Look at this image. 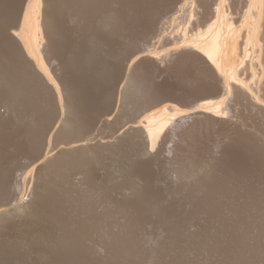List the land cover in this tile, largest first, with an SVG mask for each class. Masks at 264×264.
Returning a JSON list of instances; mask_svg holds the SVG:
<instances>
[{"label": "rangeland", "instance_id": "374dc122", "mask_svg": "<svg viewBox=\"0 0 264 264\" xmlns=\"http://www.w3.org/2000/svg\"><path fill=\"white\" fill-rule=\"evenodd\" d=\"M13 1V0H12ZM18 1V2H17ZM15 0L11 4L13 8L11 7L10 10L12 11V17H17L14 15L16 13L17 8H20L21 1L22 0ZM116 1V3H115ZM125 1V3H124ZM112 0L109 1L106 4H102V6H96V8H100L101 14L103 17L107 18V16H104L106 12L112 9L114 10V17L117 18L113 21L112 24H118V25H112V27H104V20L102 16L99 17L100 10L97 8L95 11L92 10L90 13H86L83 15V28L82 26L79 29H76L73 31V34H76L75 36L78 38L77 35L81 36L78 39L75 37V41L79 39H82V42H73L74 46L76 48H79L82 53H84L85 56H89L90 58H93L94 60H91L90 63L83 64V72L88 77L90 75L91 78L97 79L98 82L96 85L91 86L90 91H82L81 96L83 95L82 100L86 102L87 98L89 97L88 101L86 103H83V110L84 112L88 113V120L86 124L88 126H84L81 131H79L82 138H93L103 141H109L111 138L116 137L117 131L121 130L122 127L119 128L120 125H123L128 119L130 120H142L144 119L148 114L147 112L153 111L158 108V106L153 107L154 103H156L158 98H161L162 96H175L176 99H179L177 101L188 102V99L191 95H195V93H199L198 90L202 91L207 83L208 77L207 73L203 72L204 68H202V63L199 61L194 62L195 60L192 58H184L179 59L173 57L171 54L169 55L165 51L162 50V48H158V53L156 56L159 58L148 60L147 62L143 63L146 67L150 69H145L146 71H142L140 74V79L142 82L146 84H149L151 86H157L154 87L153 90L156 92H152V94H149L147 96H138L134 97L136 100L133 99V102L131 104H128V101H125L127 103V106L124 105L125 110L118 112V107L116 106V103H118L117 99L119 97V90L123 88V86L126 85V78L123 77L127 74V71H129V64L132 62V60L142 51L145 49H152L155 46L151 45L152 43L149 39L150 30L154 28V26H165L168 27L169 23L170 26L172 24L171 20L172 16L174 15V11H172L173 7L175 5L180 6L182 2H178L175 0ZM150 1V2H149ZM205 1V2H204ZM210 0H203L199 3H191V0L188 1L189 8H194V14L193 17H191V14H188L186 18H191L192 22L194 23H200L201 27H198L195 25V31L199 28L204 29L208 23H210L211 15L210 11L213 8V1L209 2ZM23 2V1H22ZM27 2V1H26ZM30 3L32 2L29 1ZM55 8L58 10V15L61 20V22H66L67 20H71L70 17L71 14H68L67 7L64 5V2L62 0L53 1ZM175 2V4H174ZM207 2V3H206ZM16 7H15V4ZM109 3H111L109 5ZM114 3V4H113ZM120 3V4H119ZM149 3V4H148ZM191 3V4H190ZM201 3V5H199ZM212 3V4H211ZM57 4V5H56ZM173 4V5H172ZM61 5V6H60ZM133 5V6H132ZM168 5V6H167ZM172 5V8H171ZM196 5L197 7H195ZM209 5V6H208ZM23 6V5H22ZM107 6V7H106ZM115 6V8L113 7ZM150 6V7H149ZM164 6V7H163ZM167 6V8H166ZM58 7V8H57ZM105 7L107 11L105 10ZM125 7V8H124ZM158 7V8H157ZM206 9V12L204 13V8ZM211 7V8H210ZM15 8V9H14ZM61 8V9H60ZM64 8V9H63ZM105 11H103L102 9ZM134 10H133V9ZM152 8V9H151ZM164 8V9H163ZM196 8V10H195ZM209 8V9H208ZM15 12H14V10ZM120 9V10H119ZM161 9V10H160ZM163 9V11H162ZM117 10V11H116ZM124 10V11H123ZM150 10V11H149ZM201 12H200V11ZM203 10V13H202ZM61 11V12H60ZM99 11V13H98ZM167 11V12H166ZM172 11V12H171ZM196 11V12H195ZM14 12V13H13ZM60 12V13H59ZM93 12V13H92ZM95 12V13H94ZM104 12V13H103ZM155 12V13H154ZM210 12V13H208ZM18 13V11H17ZM64 15H63V14ZM99 15H98V14ZM126 13V14H125ZM139 13V14H137ZM143 13V14H142ZM145 13V14H144ZM162 13V14H161ZM207 13V14H206ZM104 14V15H103ZM206 17H203L201 15ZM9 16V13L7 14ZM95 15L98 16V18L95 17ZM133 15V16H132ZM135 15V17H134ZM153 15V17H152ZM190 15V17H189ZM63 16V17H62ZM91 16V17H90ZM148 16V18H147ZM131 17V18H130ZM137 17V18H136ZM152 17V18H151ZM203 17V18H202ZM8 18V17H7ZM14 18V19H15ZM32 16L31 19H28V29L30 36L35 37L37 36L36 29L33 25V19ZM65 18V19H63ZM96 18V19H95ZM120 18V19H119ZM126 18V19H125ZM133 18V19H132ZM136 18V19H135ZM154 18V19H153ZM187 18V19H188ZM200 18V22L199 19ZM202 18V19H201ZM33 19V20H32ZM85 19V21H84ZM99 19V20H98ZM130 19V20H129ZM140 19V20H139ZM193 19L195 21H193ZM203 19H207L206 21ZM64 20V21H63ZM98 20V21H97ZM132 20V21H131ZM144 20V21H143ZM198 20V21H197ZM212 20V19H211ZM90 21V24H89ZM97 23H100L101 25H95ZM96 21V22H95ZM122 21V22H121ZM129 21V22H128ZM152 21V22H151ZM168 21V22H166ZM30 22V23H29ZM87 22V24H86ZM124 22V23H123ZM164 22V23H163ZM166 22V23H165ZM202 22V24H201ZM130 23V24H129ZM142 23V24H141ZM206 23V24H205ZM90 28V25H92ZM147 24V25H146ZM32 25V26H31ZM89 25V26H88ZM125 25V26H124ZM131 25V26H130ZM138 25V27H137ZM154 25V26H153ZM206 25V26H205ZM84 26H87L86 30ZM98 26V27H97ZM117 26V27H115ZM147 26V27H146ZM170 26L168 27L170 32ZM92 27L97 28V33L95 30H93ZM106 28L109 29L105 30L102 29ZM115 27V28H114ZM146 27V28H145ZM198 27V28H197ZM204 27V28H203ZM101 28V29H99ZM114 28V29H111ZM31 29V30H30ZM91 29V30H90ZM100 32H99V30ZM110 29L112 30L110 33ZM116 29V31H115ZM125 29V30H124ZM139 29V30H138ZM142 29V30H141ZM34 30V31H32ZM81 30V32H79ZM85 30V31H84ZM90 30V31H89ZM93 30V31H92ZM104 30V31H103ZM119 30V31H118ZM135 30V31H134ZM146 30V31H144ZM32 31V33L30 32ZM84 31V32H83ZM92 31V32H91ZM128 31V32H127ZM152 31V30H151ZM71 34V31H69ZM86 32V33H85ZM92 34H90V33ZM100 34H99V33ZM102 32V33H101ZM105 32V33H103ZM107 32L110 34L107 35ZM113 32V34H112ZM121 32V34H120ZM168 32V30H167ZM65 33V32H64ZM67 33V32H66ZM65 33V36H63L64 44L66 45V37L68 34ZM78 33V34H77ZM96 33V34H95ZM123 33V34H122ZM35 34V35H34ZM81 34V35H80ZM88 34V36H87ZM103 35L102 37L99 35ZM105 34L107 36H105ZM126 34V35H125ZM64 35V34H63ZM83 35V36H82ZM86 35V37H85ZM137 35V36H135ZM142 35V36H139ZM146 35V36H145ZM90 36V37H89ZM94 36V39L91 37ZM123 36V37H122ZM133 36V37H131ZM32 37V39H33ZM97 37V39H96ZM126 37V38H125ZM145 37V38H144ZM99 38V40H98ZM103 38V39H100ZM110 38V39H109ZM124 38V40H123ZM128 38V39H127ZM35 39H33L35 41ZM85 39V40H84ZM90 39V40H89ZM93 41L96 40L92 44ZM134 39V40H133ZM66 40V41H65ZM88 40V41H87ZM106 40V41H105ZM116 40V41H115ZM132 40V41H130ZM150 40V41H149ZM97 41H101L98 42ZM108 41V42H107ZM111 41V42H110ZM124 41V42H123ZM128 41V42H127ZM136 41V42H135ZM90 46L88 45V43ZM91 42V43H90ZM105 42V44L103 43ZM107 42V43H106ZM116 42V43H115ZM131 45H130V43ZM140 42V43H139ZM82 45H81V44ZM87 43V44H86ZM128 43V44H127ZM143 43V45H142ZM147 43V44H146ZM61 44L60 49L61 53L64 51H67V47H69L68 42L67 46ZM83 44L90 47V50L84 49ZM127 44V45H126ZM103 45V46H100ZM114 47H113V46ZM145 45V46H144ZM151 45V46H150ZM93 46V47H92ZM100 46V47H99ZM125 46V47H124ZM65 47V48H63ZM81 47V49H80ZM85 47V46H84ZM104 47V49H103ZM118 47V48H117ZM123 47V48H122ZM133 47V49L131 48ZM142 47V48H140ZM148 47V48H147ZM151 47V48H149ZM63 48V49H62ZM71 48V47H70ZM92 48V49H91ZM97 48V49H96ZM112 48V49H111ZM132 50H131V49ZM135 48V49H134ZM123 49V50H122ZM165 49V48H163ZM72 50V49H70ZM86 50V51H85ZM93 50V51H92ZM102 50V51H101ZM117 50V51H116ZM92 51V52H89ZM95 51V52H94ZM98 51V52H97ZM101 51V53H100ZM104 51V52H103ZM106 51V52H105ZM113 51V52H112ZM122 51V52H121ZM127 51V52H126ZM121 52V53H120ZM163 52V53H161ZM91 53V54H90ZM137 53V54H136ZM88 54V55H87ZM99 54V55H98ZM105 54V56H104ZM159 54V56H158ZM70 55V54H69ZM103 55V56H101ZM115 55V56H114ZM123 57H122V56ZM163 55V56H162ZM117 56V57H116ZM127 58H124L126 57ZM66 57V59L70 60L72 59ZM75 57V56H74ZM101 57V58H100ZM112 57V58H111ZM121 57V58H120ZM168 57V58H167ZM120 58V60H119ZM171 58V59H170ZM177 59V61L175 59ZM109 59V60H108ZM115 59V60H114ZM123 59V61H122ZM187 59V60H186ZM67 63V66L73 62L69 61ZM97 60V61H96ZM119 60V61H118ZM161 60V61H160ZM184 60V61H182ZM194 62L192 64V61ZM86 61V60H85ZM94 61V62H93ZM150 61L152 63H150ZM172 61V62H171ZM182 61V62H181ZM89 62V61H86ZM84 62V63H86ZM100 62V63H99ZM110 62V63H109ZM115 64H113V63ZM117 62V63H116ZM122 62V64H121ZM125 62V63H124ZM158 62V63H157ZM74 63V62H73ZM108 65H107V64ZM124 63V64H123ZM154 63V65H153ZM174 63V64H172ZM197 63H201L198 64ZM92 64L94 67L88 65ZM117 64V65H116ZM149 64V65H148ZM160 64V66L163 68L165 72H159V69L156 68L157 65ZM162 64V65H161ZM187 64V65H186ZM86 67H85V66ZM101 65V67L99 66ZM112 65V66H111ZM116 65V66H114ZM121 65V67H120ZM156 65V66H155ZM182 65V66H181ZM201 65V66H200ZM88 66V67H87ZM98 66V67H95ZM150 66V67H149ZM164 66V67H163ZM171 66V67H170ZM176 66V68H175ZM190 66V67H189ZM103 67V68H102ZM115 67V68H111ZM120 67V68H116ZM127 67V69H126ZM183 67V68H182ZM201 67V68H200ZM89 68V69H87ZM92 68V69H91ZM94 68V69H93ZM99 68V69H97ZM182 68V69H181ZM190 68V69H189ZM200 68V69H199ZM87 69V70H86ZM101 69V70H100ZM123 69V70H122ZM174 69V70H173ZM185 69V70H184ZM203 69V70H201ZM97 70V71H96ZM119 70V71H118ZM122 70V71H121ZM190 70V71H189ZM200 70V71H199ZM90 71V72H89ZM101 71V72H99ZM126 73H125V72ZM175 71V72H174ZM192 71V72H191ZM205 71V70H204ZM86 72V73H85ZM87 72H89L87 74ZM109 73V75L107 73ZM118 72V73H117ZM183 72V73H182ZM196 72V73H195ZM112 76H111V74ZM162 73V74H161ZM191 73V74H190ZM206 73V74H205ZM144 76H143V75ZM160 74V75H159ZM169 74V75H167ZM178 74V75H176ZM206 76H205V75ZM92 75V76H91ZM99 75V76H97ZM163 75V76H162ZM166 75V76H165ZM187 75V76H186ZM189 75V76H188ZM191 75V76H190ZM96 76V77H95ZM103 76V77H102ZM107 76V77H106ZM143 76V77H141ZM146 76V77H145ZM159 76V77H158ZM168 76V77H167ZM172 76V77H171ZM176 76V77H174ZM182 76V78H181ZM200 76V77H199ZM89 77V78H90ZM106 77V78H105ZM145 77V78H144ZM166 77V78H165ZM104 78V80H103ZM108 78V79H107ZM121 78V79H119ZM154 78V79H153ZM185 78V79H184ZM207 78V80H206ZM106 79V80H105ZM118 79V80H116ZM152 79V80H151ZM164 79V80H163ZM173 79V80H172ZM191 81H190V80ZM201 79V80H200ZM204 79V80H203ZM101 80V81H100ZM176 80V81H175ZM185 82H184V81ZM206 80V81H205ZM105 81V82H104ZM162 81V82H161ZM174 81V82H173ZM183 81V82H182ZM202 81V82H201ZM205 81V82H204ZM105 84H103V83ZM108 82V83H107ZM115 82V83H114ZM155 82V83H154ZM171 82V83H170ZM119 83V85H117ZM174 85H173V84ZM181 83V84H178ZM186 83V84H185ZM35 83L32 82V86ZM101 84V85H100ZM122 84V85H121ZM167 84V85H166ZM193 84V86H192ZM100 85V86H99ZM105 85V86H104ZM161 85V86H160ZM202 87H201V86ZM204 85V86H203ZM35 87V85L33 86ZM104 87V88H103ZM126 87V86H125ZM124 87V88H125ZM159 87V88H158ZM164 87V88H163ZM166 87V88H165ZM197 87V88H196ZM95 88V89H94ZM102 88V89H101ZM116 88V89H114ZM155 88H157L155 90ZM172 88V89H170ZM202 88V89H201ZM107 89V90H106ZM108 89H112L111 91ZM159 89V90H158ZM191 89V90H190ZM198 89V90H197ZM94 90V91H93ZM97 90V91H95ZM103 90V91H102ZM185 90V91H184ZM192 92V94L190 92ZM197 90V91H196ZM105 91V92H104ZM116 91V92H115ZM159 91V92H158ZM165 91V92H163ZM175 91V93H174ZM179 94V96L176 94ZM29 92V91H28ZM84 92V94H83ZM110 92V93H109ZM168 92V93H167ZM183 95L185 99L180 95ZM183 92V93H182ZM31 94V92H29ZM100 93V95L98 94ZM102 93V94H101ZM107 93V94H106ZM160 93V95H159ZM185 93V94H184ZM112 94V95H111ZM173 94V95H172ZM175 94V95H174ZM191 94V95H190ZM151 95V98L149 97ZM159 95V97H158ZM162 95V96H161ZM88 96V97H87ZM92 96V97H90ZM96 96V97H95ZM105 96V97H104ZM181 96V97H180ZM189 96V97H188ZM95 97V98H94ZM104 97V98H103ZM143 97V98H142ZM146 97V98H145ZM153 97H157L153 99ZM188 97V98H186ZM94 100H91V99ZM108 98V99H107ZM110 98V99H109ZM106 99V100H105ZM90 100V101H89ZM23 101V100H22ZM99 101V102H98ZM136 101V103H135ZM142 101V102H141ZM94 102V103H93ZM114 104H113V103ZM141 102V103H140ZM146 104H145V103ZM148 102V103H147ZM154 102V103H153ZM167 101H165L166 103ZM170 103H174L180 107V104L175 101H168ZM21 103V104H20ZM17 103L20 107L15 106L12 108V117L13 119H10V121L7 120V118L0 115L1 119L0 122L5 123L4 125L1 124L2 128L0 131V212L1 213H7L10 211V217L6 218V222L4 221L0 225V264H264V143L262 140V135L264 132V125L258 123V118L256 120V116L254 114H251L250 110L248 113L251 116L246 115L247 111L246 109H239L241 110L239 113L242 116V111L246 112L243 113V116L245 115L244 119L252 123L253 117H255L254 122H256V126L254 124V128L250 127L251 131L259 128L257 131L254 130V132H246L243 133V135H234L225 129H220V133H218V129H203L200 130L198 133V130L193 131V135H191L192 140L196 142L193 146L194 154L197 156L198 160L199 157L202 158L199 161L201 162L203 158L206 160H203L204 165L208 167V163L216 164L213 165L214 169L211 168V170H214V173L211 176V174L207 175L205 172L203 173L206 177H203V180H207L204 182V184H210V187H207V185H204L206 187H201L198 190L197 197L195 193L192 195L198 200H194V197L189 196L191 198L190 200H187L189 204L184 202L186 206L182 209L180 198L178 192V171L175 172L177 169V164H179V147H180V141H178V137H174L173 140L169 141L167 145L164 146V150L160 154L163 158H159V160L150 162L149 160L146 161L145 158L141 157L140 155L135 154V152L131 153L132 151H124V153H113L109 156V153H103L100 154L94 158V161L90 158V160H86V158L82 159L80 163H77L78 161H75L73 157L67 159L66 163L60 164V162H63V159L60 160L59 165H53V163L50 162L47 164H44V168L42 172L40 171V176L31 175V170H33L35 167L42 165V160L45 154L47 155V142L49 141L50 135L53 137V141H61L64 138L66 139V136H69V134L62 133L60 130L53 129L50 130L51 125L56 123L58 117V112L55 109L56 106L52 105L51 101L48 102L49 106H47L48 112L46 114V117L37 120L32 115L33 113H30V108L26 106L24 102ZM138 103V104H137ZM150 103V104H149ZM164 103V102H163ZM23 104V106H22ZM106 104V105H105ZM108 104V105H107ZM113 106H112V105ZM135 104V105H133ZM140 104V105H139ZM153 104V105H151ZM25 105V108H24ZM86 105L87 108H86ZM105 105V106H104ZM110 105V106H109ZM139 105V106H138ZM22 106V107H21ZM102 106V107H101ZM107 106V107H106ZM109 106V107H108ZM130 106V107H129ZM152 106V108H151ZM17 107L23 110H18ZM55 110L56 113H53V110H50V108ZM92 107V108H91ZM106 107V108H105ZM117 107V111H116ZM144 107V108H143ZM150 107V108H149ZM98 108V111H97ZM110 108V109H109ZM113 108V109H112ZM131 108V109H130ZM148 108V110H147ZM181 108H183L181 106ZM239 108H242V106ZM16 109L18 111H16ZM29 109V110H28ZM86 109V110H85ZM101 109V110H100ZM109 109V110H108ZM128 109V110H127ZM143 109V110H142ZM112 110V111H111ZM115 110V111H114ZM127 110V111H126ZM133 110V111H132ZM23 111V112H22ZM25 111L28 113H25ZM95 111V112H94ZM100 111V112H99ZM105 111V112H103ZM91 112V113H90ZM104 114H103V113ZM121 115L120 116V122H118L119 116L114 114ZM127 112V113H126ZM25 113V114H24ZM52 114V119L51 114ZM123 113V114H122ZM126 113V114H125ZM22 114V115H21ZM111 114V115H110ZM16 115V116H15ZM116 115V116H115ZM146 115V116H145ZM24 116V117H23ZM28 116V117H27ZM91 116V117H90ZM117 118L114 119L112 117ZM132 116V117H131ZM144 116V117H143ZM16 117V118H14ZM31 117V118H30ZM107 117V118H106ZM135 117V118H134ZM140 117L142 119H140ZM252 120H250L249 118ZM92 119V121L90 120ZM109 118H111L109 120ZM16 119V120H15ZM31 119V120H30ZM52 119V120H51ZM96 119V120H95ZM55 120V122H54ZM101 120V121H100ZM105 120V121H104ZM115 120V121H114ZM21 121V122H20ZM37 121V122H36ZM99 121V122H98ZM104 123H103V122ZM114 121V122H113ZM251 121V122H250ZM8 122V123H7ZM16 122V123H15ZM42 122V123H41ZM94 122V123H93ZM98 122V123H97ZM53 123V124H52ZM106 123V124H105ZM34 124V125H33ZM43 124V125H42ZM46 124V125H45ZM94 124V125H93ZM262 126V127H260ZM25 125V126H24ZM28 125V126H26ZM38 125V127H37ZM92 125V126H91ZM98 125V126H97ZM258 125V126H257ZM4 126V127H3ZM22 126V127H20ZM44 126V127H43ZM100 126V127H99ZM105 126V127H103ZM114 126V127H113ZM16 127V128H15ZM30 127V128H29ZM36 127V128H34ZM98 127V128H97ZM110 127V128H109ZM117 127V128H116ZM20 128V129H19ZM41 128V129H39ZM46 128V129H45ZM37 129V131H35ZM11 130V131H10ZM20 130V131H19ZM40 130V131H39ZM99 130V131H98ZM103 130V131H102ZM205 130V131H204ZM223 130V131H222ZM49 131V132H48ZM54 134L57 132V134ZM60 131V132H59ZM86 131V132H85ZM90 131V132H89ZM94 131V132H93ZM107 131V132H106ZM110 131L112 133H110ZM212 131V132H211ZM256 131V132H255ZM4 132L6 134H4ZM38 132V134H37ZM41 132V133H40ZM45 132V133H44ZM85 132V133H84ZM104 132H106L104 134ZM116 132V134H115ZM206 132V133H205ZM225 132V133H224ZM35 133V134H34ZM76 134H79L75 132ZM74 133V134H75ZM88 133V134H87ZM196 133V134H195ZM209 133V134H208ZM252 133V134H251ZM254 133V135H253ZM32 134V135H31ZM64 134V135H63ZM195 134V135H194ZM200 134V135H199ZM202 134V136H201ZM216 134V135H215ZM262 134V135H261ZM54 135V136H53ZM103 135V136H102ZM218 135V136H217ZM60 136V137H58ZM62 136V138H61ZM64 136V137H63ZM106 136V137H105ZM112 136V137H111ZM206 138H204V137ZM216 136V137H215ZM228 136V137H227ZM235 138H234V137ZM244 136V137H243ZM254 136V137H253ZM30 137V138H29ZM34 137V138H32ZM38 137V138H37ZM41 137V138H40ZM49 137V138H48ZM95 137V138H94ZM105 137V138H104ZM195 137V138H193ZM208 137V138H207ZM12 138V139H11ZM20 138V139H19ZM28 138V139H27ZM113 138V139H114ZM178 138V139H177ZM257 138V139H256ZM260 138V139H258ZM6 139V140H5ZM105 139V140H104ZM108 139V140H107ZM177 139V140H176ZM198 139V140H197ZM230 139V140H229ZM256 139V140H255ZM264 139V138H263ZM21 140V141H19ZM24 142H23V141ZM196 140V141H195ZM207 140V141H206ZM209 140V142H208ZM214 140V141H213ZM220 140V141H219ZM18 141V142H17ZM31 141V142H30ZM95 141V140H94ZM176 141V142H175ZM199 141V142H198ZM211 141V142H210ZM258 141V142H257ZM11 142V144H10ZM23 142V143H22ZM36 142V143H35ZM172 142V143H171ZM179 142V147H178ZM213 142V143H212ZM220 142V143H219ZM249 142V143H248ZM253 142V143H252ZM257 142V144H256ZM262 144H261V143ZM3 143V144H2ZM198 143V144H197ZM212 143V144H211ZM224 143V144H223ZM249 145H248V144ZM20 144V145H19ZM24 144V145H23ZM171 144V145H169ZM176 144V145H175ZM231 144V145H230ZM256 144V145H255ZM21 147H19V146ZM202 145V146H201ZM233 145V146H232ZM262 145V146H261ZM27 146V147H26ZM169 146V147H168ZM219 146V147H218ZM222 146V147H221ZM235 146V148H234ZM244 146V147H243ZM259 146V147H258ZM2 147V148H1ZM11 147V149H10ZM17 147V148H14ZM24 147V148H23ZM166 147V148H165ZM171 147V148H170ZM191 147V148H192ZM225 147V148H224ZM230 147V148H229ZM240 147V148H239ZM26 148V149H25ZM173 148V149H172ZM211 148V149H210ZM233 148V149H232ZM237 148V149H236ZM256 148V149H255ZM47 149V150H46ZM197 149V150H196ZM252 149V150H250ZM254 149V151H253ZM14 150V151H12ZM23 150L22 152H20ZM25 150V151H24ZM211 150V151H210ZM226 150V151H225ZM244 150V151H243ZM122 151V150H121ZM167 151V152H166ZM177 151V152H176ZM196 151V152H195ZM199 153H198V152ZM201 151V152H200ZM206 153H205V152ZM220 151V152H219ZM240 151V152H239ZM256 151V152H255ZM263 151V152H262ZM18 152V153H17ZM239 152V153H238ZM242 152V153H241ZM255 152V153H254ZM16 153V154H15ZM22 153V154H20ZM44 153V154H43ZM130 153V154H129ZM257 153V154H256ZM25 154V155H24ZM120 154V156H119ZM126 154V155H125ZM132 154V155H131ZM244 154V155H243ZM251 154V155H250ZM17 155V156H16ZM108 155V156H107ZM124 155V156H123ZM135 155V156H134ZM172 155V156H171ZM178 155V156H177ZM212 155V156H211ZM259 155V157H258ZM262 155V156H261ZM8 156V157H7ZM204 156V157H203ZM247 156V157H245ZM254 156V157H253ZM257 156V157H256ZM119 157V158H117ZM133 157V158H132ZM135 157V158H134ZM177 157V158H176ZM236 157V158H235ZM239 157V158H237ZM14 158V159H13ZM26 158V159H25ZM99 158V159H98ZM103 158V159H102ZM112 158V159H111ZM121 158V159H120ZM169 160H168V159ZM215 158V159H214ZM257 158V159H256ZM263 158V159H262ZM73 161H72V160ZM125 159V160H124ZM171 159V160H170ZM227 159V160H226ZM242 159H246L245 161ZM251 159V160H250ZM208 160V161H207ZM91 161V162H90ZM132 161V162H131ZM162 161V162H160ZM173 161V162H171ZM211 161V162H210ZM216 161V162H215ZM218 161V162H217ZM221 161V162H220ZM233 161V162H231ZM258 163H257V162ZM65 162V161H64ZM74 162V163H72ZM83 162V163H81ZM86 162H89L87 164ZM119 162V164H118ZM122 162V163H121ZM140 164H139V163ZM165 162V163H163ZM170 164H169V163ZM175 162H177L175 164ZM203 162L201 164H203ZM206 162V163H205ZM224 162V163H223ZM237 162V163H236ZM241 162V163H240ZM257 164H256V163ZM4 163V164H3ZM9 163V164H8ZM142 163V164H141ZM150 163V164H149ZM153 163V164H152ZM162 163V164H161ZM220 163V165H219ZM223 163V164H222ZM255 163V164H254ZM6 164V165H5ZM41 164V165H40ZM67 164V166H66ZM97 164V165H96ZM111 164V165H110ZM121 164V165H120ZM158 164V165H157ZM168 168H167V166ZM173 164V165H172ZM228 164V165H227ZM249 164V165H248ZM262 164V165H261ZM14 165V166H13ZM36 165V166H35ZM87 165V166H86ZM135 165V166H134ZM150 165V166H149ZM165 167H163V166ZM227 165V166H226ZM232 165V166H231ZM248 165V166H247ZM252 165V166H251ZM4 166V168H3ZM56 166V167H55ZM140 166V167H138ZM203 166V165H202ZM217 166V168H216ZM236 166V167H235ZM256 166V167H255ZM59 167H61L59 169ZM64 167V168H63ZM66 167V168H65ZM101 167V168H100ZM144 167V168H143ZM222 169H221V168ZM224 167V169H223ZM240 167V168H239ZM260 167V168H259ZM54 168V169H53ZM58 168V169H56ZM87 168V169H86ZM89 168V169H88ZM104 168V169H102ZM143 168V169H142ZM149 168V169H147ZM156 168V169H155ZM173 168V169H172ZM175 168V170H174ZM230 168V169H229ZM244 168V169H243ZM76 169V170H75ZM122 169V170H121ZM155 169V170H154ZM171 169V171H170ZM238 169V170H237ZM252 169V171H251ZM254 169H256L254 171ZM55 170V171H53ZM79 170V171H78ZM150 170V171H149ZM154 170V171H153ZM165 172H164V171ZM168 172H167V171ZM205 170V169H203ZM237 170V171H236ZM251 172H250V171ZM258 170V171H257ZM5 171V172H4ZM24 171V172H23ZM26 171V172H25ZM64 171V172H63ZM94 171V172H93ZM131 171V172H130ZM143 171V172H142ZM153 171V173L151 172ZM225 171V172H224ZM244 171V172H243ZM249 171V173H248ZM8 172V173H7ZM52 172V173H51ZM70 172V173H69ZM73 172V173H72ZM90 172V173H89ZM173 172V173H171ZM234 172V173H233ZM254 172H257L254 173ZM43 175H42V174ZM46 173V174H45ZM54 173L56 175H54ZM66 173V174H64ZM77 173V174H76ZM130 173V175H129ZM162 175H160V174ZM239 175H238V174ZM263 173V174H262ZM8 174V175H7ZM80 174V175H79ZM143 174V175H142ZM146 174V175H145ZM155 174V175H154ZM171 174V175H170ZM219 174V175H218ZM235 174H237L235 176ZM242 174V175H241ZM250 174V175H249ZM43 177H42V176ZM68 175V176H67ZM75 175V176H74ZM95 175V176H94ZM120 175V176H119ZM140 175V176H139ZM145 175V176H144ZM164 175V176H163ZM177 175V176H176ZM203 175V176H204ZM216 175V177H215ZM227 175V176H226ZM9 176V177H8ZM27 176V177H26ZM45 176V177H44ZM60 176V177H59ZM64 176V178H63ZM91 176V177H89ZM94 176V177H93ZM126 176V177H125ZM157 176V177H156ZM209 176V177H208ZM211 176V178H210ZM223 178H219L222 177ZM232 178H231V177ZM244 176V177H243ZM14 177V178H13ZM32 177V178H31ZM41 177V180H36L35 178ZM52 177V178H50ZM111 177V178H110ZM118 177V178H117ZM128 177V179H127ZM147 177V178H146ZM227 179H226V178ZM241 177V179L239 178ZM256 177V178H255ZM259 177V178H258ZM6 178V179H4ZM44 178V179H42ZM50 178V179H49ZM55 178V179H54ZM62 178V179H61ZM69 178V179H68ZM74 178V179H73ZM85 178V179H84ZM104 178V179H103ZM106 178V179H105ZM126 178V179H125ZM135 178V180H134ZM217 178L218 181L215 179ZM231 178V179H230ZM245 178V179H244ZM248 178V179H247ZM47 179V180H46ZM52 179V180H51ZM65 179V180H63ZM140 179V180H139ZM147 182H146V180ZM152 179V180H151ZM167 179V180H166ZM208 179L210 180L209 183ZM259 179V180H258ZM35 182V183H33ZM127 180V181H126ZM129 180V181H128ZM137 180V181H136ZM139 180V181H138ZM229 180V181H228ZM240 180V181H239ZM243 180V181H242ZM19 181V182H18ZM23 181V182H21ZM61 181V182H60ZM73 181V182H72ZM98 183H97V182ZM113 181V182H112ZM119 181V182H118ZM133 183H132V182ZM218 183H216V182ZM224 181V182H223ZM246 181V182H245ZM260 181V182H259ZM19 184H18V183ZM78 182V183H77ZM115 182V183H114ZM132 184H131V183ZM138 182V183H137ZM214 182V183H213ZM220 182H223L220 184ZM227 182V183H226ZM234 182V183H233ZM250 182V183H249ZM254 182V183H253ZM257 182V183H256ZM22 183V185H21ZM37 183V185H36ZM53 183V184H52ZM62 183V184H61ZM77 186H76V184ZM81 185H80V184ZM118 183V184H117ZM245 183V185H244ZM250 185H249V184ZM57 184V186H56ZM72 184V185H69ZM93 184V185H92ZM140 186H139V185ZM151 184V185H150ZM176 184V185H175ZM216 184V185H215ZM243 184V185H242ZM259 184V185H258ZM35 185L36 194L37 191V202L35 203L36 209L34 210L33 214H27L25 217L23 215L19 216L16 212L14 213V209L18 207L21 203L28 200L29 194L31 191L33 192V186ZM39 185V186H38ZM45 185V186H44ZM55 185V186H54ZM61 185V186H59ZM63 185V186H62ZM79 185V186H78ZM114 185V187L112 186ZM121 187H120V186ZM138 185V186H137ZM169 185V186H168ZM225 185V186H224ZM227 185V186H226ZM230 187H229V186ZM240 185V186H239ZM256 185H258L256 187ZM17 186V188H16ZM20 186V187H19ZM44 186V187H43ZM52 186V187H51ZM102 186V187H100ZM116 186V187H115ZM135 186V187H134ZM143 186V187H142ZM152 186V187H151ZM155 186V187H154ZM165 186V187H164ZM209 186V185H208ZM218 186V188H216ZM224 186V187H223ZM29 187V188H27ZM38 187V188H37ZM41 187V188H40ZM46 187V188H45ZM48 187V188H47ZM50 187V188H49ZM76 187V188H75ZM101 189H100V188ZM130 187V188H129ZM146 187V188H145ZM159 187V188H158ZM174 187V188H173ZM212 187V188H211ZM220 187V188H219ZM240 187V188H239ZM244 187V188H243ZM262 189H260V188ZM20 188V189H19ZM88 188V189H87ZM116 188V189H115ZM122 188V189H121ZM138 190H136V189ZM145 188V189H144ZM208 188V189H207ZM210 188V190H209ZM232 190H231V189ZM253 188V189H252ZM255 188V189H254ZM18 189V190H17ZM22 189V190H21ZM46 189V190H45ZM86 189V190H85ZM121 189V190H119ZM124 189V190H123ZM161 189V190H159ZM167 192H165L166 190ZM203 189V190H202ZM213 189H217L213 190ZM221 189V190H220ZM223 189V190H222ZM228 189V190H227ZM236 189V191H235ZM240 189V190H239ZM247 189V190H246ZM17 190V191H15ZM45 190V191H44ZM89 190V191H88ZM206 190V191H204ZM208 190V191H207ZM231 190V191H230ZM239 190V191H238ZM246 190V191H245ZM252 190V191H251ZM255 190V191H254ZM263 192H262V191ZM84 191V192H83ZM100 191V192H99ZM108 191V192H107ZM150 193H148V192ZM158 193H157V192ZM173 191V192H172ZM175 191V192H174ZM214 191V192H213ZM227 193H225V192ZM245 191V192H244ZM79 192V193H78ZM97 192V193H96ZM106 192V193H105ZM130 192V193H129ZM133 192V193H132ZM161 192V193H160ZM177 192V193H176ZM202 192V193H201ZM217 192V193H216ZM222 192V193H221ZM256 192V193H255ZM3 193V194H2ZM9 193V194H8ZM23 193V194H22ZM44 193V194H43ZM46 193V194H45ZM51 193H53L51 195ZM59 193V194H58ZM76 196H75V194ZM104 193V194H103ZM112 193V194H111ZM137 193V195H136ZM146 193V194H145ZM203 193L205 194V197H203ZM208 193V194H206ZM216 193V195H215ZM232 193V194H231ZM247 193V194H246ZM251 193V194H250ZM66 194V195H65ZM98 194V195H97ZM106 194V195H105ZM131 194V195H130ZM145 196H144V195ZM166 194V195H165ZM173 194V195H172ZM201 196H200V195ZM214 196H213V195ZM226 194V195H225ZM229 194V195H228ZM246 194V195H245ZM259 194V195H257ZM17 195H19L17 197ZM22 197H21V196ZM50 195V196H49ZM85 197H84V196ZM94 195V196H93ZM105 195V196H104ZM127 195V196H126ZM136 195V196H135ZM141 195V198H140ZM162 195V196H161ZM170 195V196H169ZM207 195V196H206ZM221 195V196H220ZM228 195V196H227ZM233 195V196H232ZM237 195V196H236ZM242 195V196H241ZM254 195V196H253ZM256 195V196H255ZM25 197V200L23 199ZM59 196V197H58ZM66 196V197H65ZM75 196V197H74ZM87 196V197H86ZM124 196V197H123ZM135 196V197H134ZM152 196V197H151ZM158 196V197H157ZM249 196V197H247ZM3 197V198H2ZM58 197V198H57ZM62 197V199H60ZM77 197V198H76ZM92 197V198H91ZM96 197V198H95ZM98 197V198H97ZM103 197V198H102ZM106 197V198H105ZM128 197V198H127ZM166 197V198H165ZM177 197V198H176ZM200 197V198H199ZM203 197V198H202ZM231 197V198H230ZM237 197V199H236ZM241 197V198H240ZM27 198V199H26ZM102 198V199H101ZM105 198V199H104ZM111 198V199H110ZM127 198V199H126ZM159 198V199H158ZM161 198V199H160ZM206 200H205V199ZM218 198V199H217ZM224 198V199H223ZM250 198V199H249ZM261 198V199H260ZM22 199V201H21ZM65 199V200H64ZM79 199H81L79 201ZM83 199V200H82ZM85 199V200H84ZM131 201H129V200ZM164 199V200H163ZM179 199V200H178ZM194 200L191 201V200ZM202 199V200H201ZM226 199V200H225ZM230 199V200H229ZM234 199V200H233ZM91 200V201H90ZM102 200V201H101ZM111 200V201H110ZM122 200V201H121ZM127 200V201H126ZM141 202H140V201ZM143 200V201H142ZM149 200V201H148ZM209 202H208V201ZM213 200V201H212ZM222 200V201H221ZM233 200V201H232ZM237 200V201H236ZM258 200V201H257ZM44 201V202H43ZM62 201V202H61ZM71 201V202H69ZM84 201V202H82ZM105 203H104V202ZM138 201V202H137ZM203 201V202H202ZM207 201V202H206ZM216 201V202H215ZM227 203H226V202ZM230 201V202H229ZM243 201H247L246 204ZM251 201V203H250ZM98 202V203H96ZM111 202V203H110ZM113 202V203H112ZM134 202V203H133ZM136 202L138 204H136ZM172 202V203H170ZM174 202V203H173ZM178 202V203H177ZM193 202V204H191ZM207 204H206V203ZM212 202V203H211ZM233 202V203H232ZM259 202V203H258ZM51 203V204H50ZM66 203V204H65ZM70 203V204H69ZM129 203V204H128ZM134 205H133V204ZM144 203V204H143ZM152 203V204H151ZM170 203V204H169ZM176 203V204H175ZM200 203V204H199ZM230 203V204H228ZM236 203V204H234ZM250 203V204H249ZM255 203V204H254ZM58 204V205H57ZM72 204V205H71ZM80 204V205H79ZM85 204V205H84ZM93 204V205H92ZM95 204V205H94ZM97 204V205H96ZM101 204V205H100ZM104 204V205H103ZM114 204V205H113ZM120 204V205H119ZM123 204V205H122ZM127 204V205H126ZM143 206H142V205ZM160 204V207H159ZM163 204V205H162ZM195 204V206H194ZM197 204V205H196ZM203 204V205H202ZM211 204V205H208ZM232 204L234 206H232ZM38 205V206H37ZM49 205V206H48ZM52 205V206H51ZM65 205V206H64ZM109 205V206H108ZM116 205V206H115ZM134 207H133V206ZM172 205V206H171ZM178 205V206H175ZM206 205V208L205 206ZM208 205V206H207ZM219 205V206H217ZM248 205V206H247ZM254 205V206H253ZM67 206V207H66ZM78 206V207H77ZM112 206V207H111ZM123 206V207H122ZM137 206V207H135ZM140 206V207H139ZM152 206V207H151ZM157 206V207H155ZM163 206V207H162ZM167 206V207H166ZM181 206V207H180ZM194 206V207H193ZM225 206V207H224ZM262 206V207H261ZM38 207V208H37ZM41 207V208H40ZM63 209H62V208ZM82 207V208H80ZM119 207V208H118ZM169 207V208H168ZM175 207V209L173 208ZM177 207V209H176ZM187 207V208H186ZM212 207V208H211ZM233 207H238L237 209H234ZM256 207V208H255ZM40 208V210H39ZM45 208V209H44ZM60 208V209H59ZM126 208V210H125ZM136 208V209H135ZM151 208V209H150ZM205 208V209H204ZM215 208V209H214ZM51 209V210H50ZM55 209V210H54ZM71 209V210H70ZM87 209V210H86ZM94 211H93V210ZM101 209V210H100ZM123 209V210H122ZM130 209V210H129ZM140 209V210H139ZM142 209V210H141ZM145 209V210H144ZM163 209V210H162ZM182 209V210H181ZM191 209V210H190ZM202 212H200L199 210ZM204 209V210H203ZM209 209V210H208ZM212 209V210H211ZM218 209V210H217ZM220 209V210H219ZM242 210V212L240 210ZM257 209V210H256ZM45 210V211H44ZM82 210V211H81ZM113 210V211H112ZM138 210V211H137ZM155 210V211H154ZM162 210V211H161ZM165 210V211H164ZM174 210V212H173ZM186 210V211H185ZM189 210V211H188ZM194 210V212H193ZM233 210V211H232ZM261 210V211H260ZM13 214H11L12 212ZM91 211L93 212L91 214ZM106 211V213H105ZM142 211V212H141ZM151 211V213H150ZM153 211V213H152ZM158 211L160 213H158ZM170 213H169V212ZM177 211V212H176ZM207 211V212H206ZM226 211V212H224ZM87 212V213H86ZM131 212V213H130ZM173 212V214H172ZM206 212V214H205ZM211 212V213H210ZM228 212V213H227ZM230 212V213H229ZM238 212V213H237ZM248 212V214H247ZM39 213V214H38ZM64 213V214H63ZM69 213V214H68ZM75 213V214H73ZM82 213V214H81ZM102 213H104L102 215ZM111 213V214H110ZM127 213V214H126ZM130 213V214H129ZM158 213V214H157ZM180 213V214H178ZM190 213V214H187ZM195 213V214H194ZM218 213V214H217ZM225 213V214H224ZM237 213V214H236ZM240 213V214H239ZM245 215H244V214ZM17 214V215H16ZM45 214V215H44ZM51 214V215H50ZM110 214V215H109ZM138 214V215H137ZM163 214V215H162ZM171 214V215H170ZM186 214V215H184ZM237 216H236V215ZM258 214V215H257ZM261 214V215H260ZM29 215H32L29 216ZM61 215V217H60ZM68 215V216H66ZM84 217H83V216ZM89 215V216H88ZM115 215V217H114ZM158 215V216H157ZM173 215V216H172ZM180 215V216H179ZM193 215V216H192ZM209 215V216H207ZM217 215V216H216ZM220 215V216H219ZM225 215V216H224ZM240 217H239V216ZM250 215V216H249ZM252 215V216H251ZM255 215V216H254ZM23 216V217H22ZM29 216V217H28ZM98 216V217H97ZM155 216V217H154ZM184 216V217H183ZM189 216V218H188ZM215 216V217H214ZM227 216V217H226ZM233 218H232V217ZM246 216V217H245ZM21 217V218H20ZM35 217V218H34ZM38 217V218H36ZM40 217V219H39ZM41 217L43 218L41 220ZM46 219H45V218ZM78 217V218H77ZM138 217V219L136 218ZM143 217V218H142ZM164 217V218H163ZM166 217V219H165ZM170 217V218H168ZM179 217V218H177ZM219 217V218H218ZM221 217V218H220ZM231 217V218H229ZM236 217V218H235ZM245 217V218H244ZM248 217V218H247ZM263 217V218H262ZM33 218V219H31ZM56 218V219H55ZM76 218V219H74ZM80 218V219H79ZM85 218V219H84ZM87 218V219H86ZM100 218V219H99ZM162 218V219H161ZM182 220H181V219ZM196 218V220H195ZM199 218V219H198ZM206 218V219H205ZM209 218V219H208ZM212 218V219H211ZM214 218V219H213ZM216 218V219H215ZM225 218V219H224ZM242 218V219H241ZM244 218V219H243ZM252 218V219H251ZM254 218V220H253ZM262 218V219H261ZM9 219V220H8ZM19 219V220H18ZM45 219V220H44ZM66 219V220H65ZM68 219V220H67ZM84 219V220H83ZM97 219V220H96ZM104 219V220H102ZM106 219V220H105ZM132 219V221H131ZM136 219V220H135ZM172 224H170V221ZM184 219V220H183ZM218 219V220H217ZM229 219V220H228ZM248 219V221H247ZM261 221H260V220ZM32 220V223H30ZM41 220V221H40ZM47 220V221H46ZM57 220H59L57 222ZM62 220V221H61ZM70 220V221H69ZM78 220V221H77ZM88 220V221H87ZM140 220V221H139ZM142 220V221H141ZM209 220V221H207ZM246 222H245V221ZM253 220V221H250ZM256 220V221H255ZM64 221V222H63ZM93 221V222H92ZM105 221V223H104ZM107 221V222H106ZM118 221V222H117ZM125 221V222H124ZM137 221V223H136ZM151 221V222H150ZM164 223H163V222ZM177 224H175L176 222ZM180 221V222H179ZM183 223H182V222ZM188 221V222H187ZM190 221V222H189ZM193 221V223H192ZM195 221V222H194ZM211 221V222H210ZM214 221V222H213ZM227 221V222H226ZM231 221V222H230ZM241 221V222H240ZM260 221V222H258ZM28 222V223H27ZM70 222V223H69ZM82 222V223H81ZM85 222V225H84ZM117 222V223H116ZM130 222V223H128ZM135 222V224H134ZM176 225H174L173 224ZM180 224H179V223ZM218 222V223H217ZM234 222V223H233ZM237 222H239L237 224ZM243 222V223H242ZM263 222V223H262ZM24 223V224H22ZM67 223V224H65ZM78 223L79 226H78ZM128 223V224H127ZM142 223V224H140ZM144 223V224H143ZM191 223V224H190ZM207 223V224H205ZM214 223V224H213ZM220 226H218L217 224ZM229 223V225H228ZM247 225H246V224ZM252 223V224H250ZM13 224V226H12ZM29 224V226H28ZM88 224V225H87ZM109 224V225H108ZM121 224V225H120ZM160 224V225H159ZM167 224L170 226H167ZM186 224V225H185ZM210 226H209V225ZM216 224V225H215ZM245 224V225H244ZM256 224V225H254ZM47 225V226H45ZM83 228H81L80 227ZM87 225V227H85ZM97 225V226H96ZM105 228H104V226ZM178 225V227H177ZM182 225V226H180ZM184 225V229L183 228ZM224 225V226H223ZM236 225V226H234ZM242 225V226H241ZM252 227H251V226ZM2 226V227H1ZM43 226H45L43 228ZM72 226V227H71ZM93 226V227H91ZM123 228H122V227ZM127 226V227H125ZM165 226V227H164ZM174 226V227H173ZM187 226V227H186ZM194 226H196L194 228ZM228 226V227H227ZM239 228H238V227ZM241 226V230H240ZM256 226H259L256 227ZM27 227V228H26ZM37 227V228H36ZM39 227V228H38ZM90 227V228H89ZM131 229H130V228ZM148 227V228H147ZM161 227V228H160ZM181 227V230H180ZM190 227V228H189ZM205 227V229H204ZM212 227V228H211ZM232 227V228H231ZM248 227V228H247ZM5 228V229H4ZM21 228V229H20ZM31 228V229H30ZM52 228V229H51ZM78 228V229H76ZM99 228V229H98ZM101 228V229H100ZM109 228V229H108ZM111 228V229H110ZM113 228V229H112ZM133 228H135L133 230ZM152 228V229H151ZM168 228V229H167ZM176 228V229H175ZM193 228V229H192ZM197 228V229H196ZM199 228V229H198ZM209 228V229H208ZM235 228V230H234ZM246 228V229H245ZM253 228V229H252ZM255 228V229H254ZM88 229V230H87ZM97 229V230H96ZM127 229V230H126ZM143 229V231L141 230ZM160 229V230H158ZM174 229V230H173ZM212 229V230H211ZM216 229V230H215ZM219 229V230H218ZM243 229V231H242ZM249 229V230H248ZM27 230V231H26ZM104 230V231H103ZM117 230V231H116ZM124 230V231H123ZM130 230V231H129ZM157 230V231H156ZM162 230V231H161ZM164 230V231H163ZM167 230V231H166ZM177 230V231H175ZM194 230V231H193ZM200 230V231H199ZM228 230V231H227ZM233 230V231H232ZM237 230V231H236ZM252 230V231H251ZM30 231V232H29ZM36 233H35V232ZM77 231V232H76ZM99 231V232H98ZM128 231V232H127ZM138 231V233L136 232ZM169 231V236L167 235ZM191 231V232H190ZM193 231V233H192ZM206 231V232H203ZM210 231V232H208ZM241 231V232H240ZM246 231V232H245ZM259 231V232H257ZM42 232V233H41ZM44 232V233H43ZM54 232V233H53ZM97 232V233H96ZM134 232V233H133ZM159 232H162L159 234ZM176 232V234H175ZM183 232V233H182ZM202 232V234H201ZM232 232V233H231ZM234 232V233H233ZM252 232V233H250ZM19 233V235H18ZM40 233V235H39ZM105 233V234H104ZM133 233V234H132ZM150 233H152L150 235ZM181 233V234H180ZM187 233V234H186ZM192 235H191V234ZM204 233V234H203ZM226 233V234H225ZM246 233V234H245ZM2 234V235H1ZM7 234L10 236H7ZM27 234V235H26ZM34 234V235H33ZM37 234V235H36ZM131 234V235H130ZM136 234V235H135ZM156 234V235H155ZM178 234V235H177ZM199 234V235H198ZM229 234V235H228ZM238 236H237V235ZM241 234V236H240ZM244 234V235H242ZM38 235L40 237H38ZM43 235V236H42ZM103 235V236H102ZM145 237H144V236ZM150 235V236H149ZM165 235V236H164ZM167 235V236H166ZM194 235V236H193ZM214 235H218L217 237ZM245 235H248L246 237ZM5 236V237H4ZM16 236V237H15ZM33 236V237H32ZM134 236V237H133ZM137 236V237H136ZM149 236V237H148ZM177 239H175L174 237ZM178 236V237H177ZM182 236V238L180 237ZM227 236V237H226ZM235 236V237H234ZM253 236V237H251ZM19 237V238H18ZM28 237V238H27ZM35 237V238H34ZM66 237V238H65ZM144 237V238H143ZM189 237V238H188ZM244 237V238H243ZM44 238V239H41ZM137 238V239H135ZM148 238V239H147ZM164 238V239H163ZM196 238V239H195ZM233 240H232V239ZM247 238V239H246ZM9 239V240H8ZM16 239V240H15ZM167 239L168 241H166ZM225 239V240H224ZM237 239V240H236ZM249 239V240H248ZM40 240V241H39ZM133 240V241H132ZM171 240V241H170ZM179 240V241H178ZM180 240H182L180 242ZM184 240V242H183ZM189 240V242H188ZM193 240V241H192ZM195 240V241H194ZM220 240V241H219ZM222 240V241H221ZM235 240V241H234ZM244 240V241H243ZM261 240V241H260ZM2 241V243H1ZM8 241V242H7ZM18 241V242H17ZM23 241V242H22ZM71 241V242H70ZM132 241V242H131ZM197 241V242H196ZM202 243H201V242ZM206 241V242H205ZM233 241V242H232ZM33 242V243H32ZM45 242V243H44ZM50 242V243H49ZM140 242V243H139ZM188 242V243H187ZM229 242V243H228ZM246 242V245H243V243ZM261 242V243H260ZM38 243V244H37ZM48 243V244H47ZM102 243V244H101ZM128 243V244H127ZM138 243V244H136ZM147 243V244H146ZM161 243V244H160ZM167 243V244H166ZM193 245H192V244ZM226 243V244H225ZM236 243V244H235ZM251 243V244H250ZM32 244V246H31ZM47 244V245H46ZM85 246H84V245ZM87 244V245H86ZM94 244V245H93ZM100 244V245H99ZM142 244V245H141ZM164 244V245H163ZM166 244V246H165ZM191 244V245H189ZM238 244V245H237ZM263 244V245H262ZM9 247H8V246ZM133 245V246H132ZM173 245V246H171ZM177 245H179L177 247ZM186 245V246H185ZM189 245V247H188ZM240 245V246H239ZM242 245V247H241ZM250 245V247H249ZM37 246V248H36ZM52 246V247H51ZM95 246V247H94ZM139 246V247H138ZM148 246V247H147ZM170 246V247H169ZM182 246V247H181ZM154 247V248H153ZM177 247V248H176ZM184 247V249H183ZM204 247V250H203ZM206 247V248H205ZM208 247V248H207ZM244 247H246L244 249ZM261 247V248H260ZM13 248V249H12ZM134 248V249H133ZM140 248V249H139ZM167 250H166V249ZM171 248V249H170ZM182 248V249H181ZM215 248V249H214ZM237 248V249H236ZM243 248V249H242ZM85 249V250H84ZM133 249V250H132ZM136 249V250H135ZM164 249V250H163ZM186 249V250H185ZM214 249V251H213ZM261 249V250H260ZM77 250V251H76ZM132 250V251H131ZM208 250V251H207ZM246 253L247 257L245 256ZM260 250V251H259ZM15 251V252H14ZM106 251V252H105ZM144 251V252H143ZM149 251V252H148ZM205 251V252H204ZM212 253H210V252ZM228 251V252H227ZM241 251V253H240ZM249 251V252H248ZM259 251V252H258ZM4 252V253H3ZM7 252V253H6ZM46 252V253H45ZM82 252V253H81ZM101 252V253H100ZM127 252V253H126ZM190 252V254H189ZM195 252V253H194ZM204 252V254H203ZM207 252V253H206ZM219 252V253H218ZM51 253V254H50ZM147 253V254H146ZM149 253V255H148ZM156 253V254H155ZM206 253V254H205ZM214 253V254H213ZM243 253V255H241ZM252 253V254H251ZM257 253V255H256ZM11 254V255H10ZM249 254V257H248ZM254 254V255H253ZM259 254V255H258ZM201 255V256H200ZM211 255V256H210ZM215 255V256H214ZM203 256V257H202ZM258 256V257H257ZM10 257V259H9ZM14 257V258H13ZM236 259H235V258ZM260 257V258H259ZM135 260H134V259ZM184 258V259H183ZM243 258V259H242ZM247 260H246V259ZM257 260H256V259ZM3 259V261H2ZM122 259V260H121ZM145 259V260H144ZM201 259V260H200ZM231 259V260H230ZM235 259V260H234ZM10 260V261H9ZM226 260V261H225ZM228 260V261H227ZM240 260V261H239ZM243 260V261H242ZM16 263H15V262ZM28 261V262H27ZM30 261V263H29ZM138 261V262H136ZM233 261V262H232ZM251 263H250V262ZM256 261V262H254ZM259 261V263H258ZM21 262V263H20ZM244 262V263H243Z\"/></svg>", "mask_w": 264, "mask_h": 264}, {"label": "bare ground", "instance_id": "6f19581e", "mask_svg": "<svg viewBox=\"0 0 264 264\" xmlns=\"http://www.w3.org/2000/svg\"><path fill=\"white\" fill-rule=\"evenodd\" d=\"M15 2V0H13ZM12 0H0V115L7 118L8 121H10V119H13V115L11 113L12 108L15 106L20 107L17 103L20 102H24L23 104H26V106L28 108H30V113H33V120L36 118L37 120H41L43 118L46 117V114L48 112V107L49 104H47L48 102L51 101L53 102V106H56L55 109L58 112V117H56V115H54L53 113H56L54 109V107L50 110H53V116L56 117L57 121L56 123H52L53 125H51L50 130L52 131L53 129L56 130H60L64 133L69 134V136H66L67 138L63 139V140H59L53 141V137L52 135H50L49 141L47 142V155L45 154V156L43 157L42 160V165L35 167L33 170H31V175H35V176H40V171L42 172L43 170H41V167L44 164H47L50 162L53 163V165H59L60 160L63 159V162L61 161L60 164L66 163L67 159L69 160V158L73 157L75 161H78L77 163H80V161H84V159L86 158V160H90V158L92 159V161L96 162L97 158H94L100 154L103 153H109V156H112L111 154L113 153H124V151H128L129 149L132 151L131 153L135 152V154L140 155L141 157L145 158L146 161L149 160L150 162L152 161H156L159 160L160 158V154L162 153V151H165L163 148L165 145H167V143L171 140L174 139V137L176 138V136L179 138L178 141H180V147H179V142H178V151H179V164H177V169L175 170L178 171V173H176L178 175V189L179 192V198H180V203L182 206V209L186 206V204L184 202H186L185 199H188L189 196L194 197L196 195L197 197V193L198 190L203 187L204 184L206 182H204L203 177L205 178L206 174L209 175L211 174V172L214 173V167L213 165L216 164H209V166L212 167H208V169L211 170L214 169L213 171L211 170H207V166L204 165L203 160H205L203 158V160L200 162L199 160L202 159L199 157V160L197 158V156L194 154V149L192 145H194L196 142H194L192 140L191 135H193V131L198 130V133L200 130L203 129H207L206 131H208L209 129H218V133H220V129H225L227 130V132L231 133V134H236V135H243V133H245V131L247 132H254V130H258L259 128L257 127L256 129H254L253 131H251L252 127L254 128L256 126V122H254L255 117H253L254 119H249L252 121V123H247L249 122L248 120L246 121V119H244L243 113H246L244 111H242V116L240 115V111L239 109H246V111L250 110V112H252L251 114H254L256 116V120L258 118V123L259 124H263L264 125V0H210L213 5V8L210 12V15L212 16L210 19V23L207 24V26L202 29L199 28L195 31V25L197 26V24H199L198 27L200 26V23H193L191 18H186V16L188 14H191V17H193L194 14V8L188 5V1L190 0H175L177 1L176 4H178V2H182L183 3L177 7V5H175L172 9V13H174V15L172 16L171 22V26H170V32L168 27L165 26H154V28H152L150 30V35H149V39L152 40L150 41L153 45L155 46L152 49H145L144 51L140 52L133 60L132 62L129 64V71H127V74L123 77L126 78L127 82H126V87L123 86V88H121L118 92L119 97L117 99L118 103H116V106L118 107V112L123 110H125V106H127V103H125V101H128V104L132 101L133 99L136 100L139 97L138 96H147L149 94H152V92L154 91L153 88L157 87V86H151L149 84H146L141 81L140 79V74L142 71H146L147 69H150L148 67H146L143 63L147 62L148 60L152 59L151 61H153V59H157L158 57L156 56V54L158 53V48H162L163 51H165L166 53H168L169 55L171 54L173 57L178 58L179 59H184V58H196L197 62H201V63H197L198 66L199 64L203 65L201 66L203 69V72L207 73V83L205 85V87H203L204 89L198 92L199 93H195V95H191L192 92H190L188 90V92H190L191 96L189 98H191L190 100L188 99V102L186 101H182V98L180 99L181 101H177L179 99H176L175 96H171V95H167V96H162L161 98H158L156 103H154L153 107H157V109L153 110V111H149L147 112V116L142 119L140 117V119L142 120H127L123 125H120V127H122L121 130L117 131V133L119 132V134H116V137L111 138V140L109 141H103V140H98L96 141V139L91 138H82L79 131H81V133L83 132L82 129L83 127L86 125V122L88 120V113L84 112L83 110V103H86L89 99V97L87 98L86 102L84 100L81 99V97L83 98V95L81 96L82 91H90V88L94 85L97 84L98 80L91 78L90 75L89 77L84 74L82 68H83V64L90 63V59L94 60L93 58H90L89 56H85L84 53H82L80 50H78L79 48H76V46H74L73 42L75 41V35L73 34V31H75L76 29H79L82 25H83V20L82 18H84L83 16H85L86 18V14L87 12L90 13L92 10L95 11L96 6H102V4H106L109 1L112 2V0H62L64 2V5L67 7L68 10V14H71V20H67L66 22H61L59 15H58V10L55 8L54 3H52L53 1H57V0H32V2L30 3L29 1L31 0H22L21 1V6L20 8H17L16 10V15L17 17L15 18H11L12 15V11L10 10V8L13 6H11V4H13ZM17 1V0H16ZM27 1V2H26ZM124 1V0H123ZM129 1V0H128ZM166 1V0H165ZM203 0H191V3H199ZM209 1V2H210ZM18 2V1H17ZM150 2V1H149ZM162 2V0H161ZM205 2V1H204ZM116 3V1H115ZM125 3V1H124ZM163 3V2H162ZM190 3V4H191ZM201 3L199 5H201ZM207 3V2H206ZM15 4V3H14ZM111 3H109L110 5ZM114 4V3H113ZM117 4V3H116ZM120 4V3H119ZM149 4V3H148ZM175 4V2H174ZM23 5V6H22ZM57 5V4H56ZM173 5V4H172ZM171 5V8H172ZM61 6V5H60ZM111 6V5H110ZM133 6V5H132ZM168 6V5H167ZM166 6V8H167ZM195 7H197L196 5H194ZM209 6V5H208ZM16 7V4H15ZM107 7V6H106ZM105 7V10L107 11ZM113 7V6H112ZM150 7V6H149ZM164 7V6H163ZM58 8V7H57ZM115 8V6L113 7ZM125 8V7H124ZM158 8V7H157ZM204 10L206 9L205 7H203ZM211 8V7H210ZM15 9V8H14ZM13 9V10H14ZM61 9V8H60ZM64 9V8H63ZM100 10V8H98ZM102 9V8H101ZM133 9V8H132ZM152 9V8H151ZM164 9V8H163ZM162 9V11H163ZM209 9V8H208ZM103 10V9H102ZM115 10V9H114ZM112 9V11L110 12V10L108 12H106V14L104 16H107V18L103 17L101 14V10H100V18L102 16L104 20V27H112V25H118V24H112L114 23L113 21H117L115 19H117L116 17H114V12ZM120 10V9H119ZM134 10V9H133ZM161 10V9H160ZM196 10V8H195ZM18 11V13H17ZM104 11V10H103ZM117 11V10H116ZM124 11V10H123ZM150 11V10H149ZM200 11V10H199ZM15 12V10H14ZM13 12V13H14ZM61 12V11H60ZM59 12V13H60ZM105 12V11H104ZM103 12V13H104ZM167 12V11H166ZM196 12V11H195ZM201 12V11H200ZM206 12V10L204 11V13ZM9 13V16L7 15ZM93 13V12H92ZM95 13V12H94ZM99 13V11H98ZM97 13V14H98ZM155 13V12H154ZM203 13V10H202ZM63 14V13H62ZM86 14V15H83ZM126 14V13H125ZM139 14V13H137ZM143 14V13H142ZM145 14V13H144ZM162 14V13H161ZM207 14V13H206ZM64 15V14H63ZM99 15V14H98ZM195 15V14H194ZM201 15V14H200ZM34 17V21H33V25L34 28L36 29L37 32V36L36 39L35 37H33V39H35V41L32 39V37L30 36L29 33V29H28V19L31 17ZM89 16V15H88ZM133 16V15H132ZM203 16V15H201ZM8 17V18H7ZM63 17V16H62ZM91 17V16H90ZM96 18H98L97 15H95ZM135 17V15H134ZM153 17V15H152ZM151 17V18H152ZM190 17V15H189ZM203 17H206L203 16ZM202 17V18H203ZM95 18V19H96ZM131 18V17H130ZM137 18V17H136ZM135 18V19H136ZM148 18V16H147ZM201 18V19H202ZM32 19V20H33ZM65 19V18H63ZM120 19V18H119ZM126 19V18H125ZM133 19V18H132ZM154 19V18H153ZM99 20V19H98ZM97 20V21H98ZM130 20V19H129ZM140 20V19H139ZM200 22V18L198 19ZM197 20V21H198ZM206 21L207 19H203V21ZM64 21V20H63ZM85 21V19H84ZM132 21V20H131ZM144 21V20H143ZM193 21H195L193 19ZM92 22V21H91ZM96 22V21H95ZM122 22V21H121ZM129 22V21H128ZM152 22V21H151ZM168 22V21H166ZM165 22V23H166ZM30 23V22H29ZM94 23V22H92ZM124 23V22H123ZM164 23V22H163ZM207 23V21H206ZM205 23V24H206ZM87 24V22H86ZM90 24V21H89ZM95 24V23H94ZM130 24V23H129ZM142 24V23H141ZM202 24V22H201ZM95 25H101L100 23H97ZM101 25V26H102ZM147 25V24H146ZM32 26V25H31ZM89 26V25H88ZM92 25H90L91 28ZM97 26V27H98ZM125 26V25H124ZM131 26V25H130ZM100 27V26H99ZM117 27V26H115ZM114 27V28H115ZM138 27V25H137ZM147 27V26H146ZM145 27V28H146ZM197 27V28H198ZM83 28V26H82ZM84 28L86 30L87 26ZM93 30H95V32L97 33V28L96 27H92ZM95 28V29H94ZM102 29L108 30L106 28L101 27ZM99 28V29H101ZM111 28V29H114ZM98 29V30H99ZM110 29V33L111 30ZM31 30V29H30ZM91 30V29H90ZM89 30V31H90ZM92 30V31H93ZM125 30V29H124ZM139 30V29H138ZM142 30V29H141ZM168 30V32H167ZM34 31V30H32ZM32 31H30L32 33ZM71 31V34H69ZM85 31V30H84ZM83 31V32H84ZM91 31V32H92ZM104 31V30H103ZM116 31V29H115ZM119 31V30H118ZM135 31V30H134ZM146 31V30H144ZM68 34V36L66 37V40L68 42H66V45L64 44V40L65 38H63V36H65V33ZM79 32H81V30H79ZM100 32V30H99ZM98 32V33H99ZM128 32V31H127ZM86 33V32H85ZM90 33V32H89ZM95 33V34H96ZM102 33V32H101ZM105 33V32H103ZM109 32H107V35L110 34ZM64 34V35H63ZM78 34V33H77ZM92 34V33H90ZM100 34V33H99ZM98 34V35H99ZM113 34V32H112ZM121 34V32H120ZM123 34V33H122ZM35 35V34H34ZM74 35V36H72ZM81 35V34H80ZM93 35V34H92ZM105 34V36H107ZM126 35V34H125ZM78 38L81 37L79 35H77ZM83 36V35H82ZM88 36V34H87ZM102 37L103 35H99V37ZM109 36V35H108ZM137 36V35H135ZM142 36V35H139ZM146 36V35H145ZM84 37V36H83ZM79 39V42H82V39ZM86 37V35H85ZM90 37V36H89ZM94 39V36H91ZM104 37V36H103ZM123 37V36H122ZM133 37V36H131ZM76 37V39H78ZM126 38V37H125ZM145 38V37H144ZM92 39V44L96 41H93ZM97 39V37H96ZM103 39V38H100ZM110 39V38H109ZM128 39V38H127ZM65 40V41H66ZM85 40V39H84ZM90 40V39H89ZM99 40V38H98ZM124 40V38H123ZM134 40V39H133ZM78 42V40H76ZM75 41V42H76ZM88 41V40H87ZM106 41V40H105ZM116 41V40H115ZM132 41V40H130ZM78 42V43H79ZM101 42V41H97ZM108 42V41H107ZM106 42V43H107ZM111 42V41H110ZM124 42V41H123ZM128 42V41H127ZM133 42V41H132ZM136 42V41H135ZM88 43V42H87ZM86 43V44H87ZM91 43V42H90ZM105 44V42H103ZM116 43V42H115ZM130 43V42H129ZM140 43V42H139ZM63 46V44L65 45V47L68 45L69 49H67V51H64L63 47V53H61V49L60 46ZM81 44V43H80ZM83 44L84 49H87V45ZM128 44V43H127ZM126 44V45H127ZM147 44V43H146ZM82 45V44H81ZM88 45L90 46V44L88 43ZM95 45V43H94ZM131 45V43H130ZM143 45V43H142ZM150 45V46H151ZM85 46V47H84ZM96 46V45H95ZM103 46V45H100ZM99 46V47H100ZM113 46V45H112ZM145 46V45H144ZM71 47V48H70ZM91 47V46H90ZM90 47H88V49L90 50ZM93 47V46H92ZM114 47V46H113ZM125 47V46H124ZM118 48V47H117ZM123 48V47H122ZM133 49V47H131ZM130 48V49H131ZM142 48V47H140ZM148 48V47H147ZM151 48V47H149ZM165 48V49H163ZM72 49V50H70ZM81 49V47H80ZM87 49V51H88ZM92 49V48H91ZM97 49V48H96ZM104 49V47H103ZM112 49V48H111ZM131 49V50H132ZM135 49V48H134ZM123 50V49H122ZM61 51V52H59ZM86 51V50H85ZM93 51V50H92ZM89 51V52H92ZM102 51V50H101ZM100 51V53H101ZM117 51V50H116ZM95 52V51H94ZM98 52V51H97ZM104 52V51H103ZM106 52V51H105ZM113 52V51H112ZM122 52V51H121ZM120 52V53H121ZM127 52V51H126ZM163 53V52H161ZM70 54V55H69ZM91 54V53H90ZM137 54V53H136ZM88 55V54H87ZM99 55V54H98ZM69 56L72 57V59H68L69 61H73L70 66H67L68 60L66 59V57L70 58ZM75 56V57H74ZM103 56V55H101ZM105 56V54H104ZM115 56V55H114ZM122 56V55H121ZM124 56V55H123ZM122 56V57H123ZM159 56V54H158ZM163 56V55H162ZM93 57V56H91ZM117 57V56H116ZM86 58H90V59H86ZM101 58V57H100ZM112 58V57H111ZM121 58V57H120ZM119 58V60H120ZM124 58H127L124 57ZM168 58V57H167ZM174 58V59H175ZM193 58V59H194ZM159 59V58H158ZM171 59V58H170ZM186 59V60H187ZM196 59H194L193 61L196 62ZM89 62H86V61ZM109 60V59H108ZM115 60V59H114ZM118 60V61H119ZM177 61V59H175ZM199 60V61H198ZM97 61V60H96ZM123 61V59H122ZM150 61V63H152ZM161 61V60H160ZM184 61V60H182ZM181 61V62H182ZM192 61V60H191ZM192 61V64L194 63ZM86 62V63H84ZM94 62V61H93ZM154 62V61H153ZM172 62V61H171ZM100 63V62H99ZM110 63V62H109ZM113 63V62H112ZM117 63V62H116ZM125 63V62H124ZM123 63V64H124ZM158 63V62H157ZM107 64V63H106ZM115 64V63H113ZM122 64V62H121ZM146 64V63H145ZM174 64V63H172ZM92 67H94L92 64H88ZM108 65V64H107ZM117 65V64H116ZM114 65V66H116ZM147 65V64H146ZM149 65V64H148ZM154 65V63H153ZM162 65V64H161ZM187 65V64H186ZM194 65V64H193ZM85 66V65H84ZM101 67V65H99ZM112 66V65H111ZM156 66V65H155ZM182 66V65H181ZM86 67V66H85ZM88 67V66H87ZM98 67V66H95ZM121 67V65H120ZM120 67H116V68H120ZM150 67V66H149ZM164 67V66H163ZM171 67V66H170ZM190 67V66H189ZM200 67V68H201ZM103 68V67H102ZM111 68V67H110ZM115 68V67H112ZM111 68V69H112ZM147 68V69H146ZM159 69V72H165L163 70V68L160 66V64L157 65V67ZM176 68V66H175ZM183 68V67H182ZM181 68V69H182ZM199 68V69H200ZM89 69V68H87ZM86 69V70H87ZM92 69V68H91ZM94 69V68H93ZM99 69V68H97ZM127 69V67H126ZM146 69V70H145ZM190 69V68H189ZM90 70V69H89ZM101 70V69H100ZM123 70V69H122ZM121 70V71H122ZM174 70V69H173ZM185 70V69H184ZM97 71V70H96ZM119 71V70H118ZM190 71V70H189ZM200 71V70H199ZM90 72V71H89ZM87 72V74L89 73ZM101 72V71H99ZM125 72V71H124ZM175 72V71H174ZM192 72V71H191ZM86 73V72H85ZM107 73V72H106ZM118 73V72H117ZM126 73V72H125ZM145 73V72H144ZM183 73V72H182ZM196 73V72H195ZM205 73V74H206ZM109 75V73H107ZM111 74V73H110ZM162 74V73H161ZM191 74V73H190ZM204 74V75H205ZM143 75V74H142ZM160 75V74H159ZM169 75V74H167ZM178 75V74H176ZM92 76V75H91ZM99 76V75H97ZM112 76V74H111ZM144 76V75H143ZM141 76V77H143ZM163 76V75H162ZM166 76V75H165ZM187 76V75H186ZM189 76V75H188ZM191 76V75H190ZM206 76V75H205ZM96 77V76H95ZM103 77V76H102ZM107 77V76H106ZM105 77V78H106ZM146 77V76H145ZM144 77V78H145ZM159 77V76H158ZM168 77V76H167ZM172 77V76H171ZM176 77V76H174ZM200 77V76H199ZM166 78V77H165ZM182 78V76H181ZM108 79V78H107ZM121 79V78H119ZM154 79V78H153ZM185 79V78H184ZM104 80V78H103ZM106 80V79H105ZM118 80V79H116ZM152 80V79H151ZM164 80V79H163ZM173 80V79H172ZM190 80V79H189ZM201 80V79H200ZM204 80V79H203ZM205 80V81H206ZM101 81V80H100ZM176 81V80H175ZM184 81V80H183ZM182 81V82H183ZM191 81V80H190ZM204 81V82H205ZM32 82H34L35 87L32 86ZM105 82V81H104ZM162 82V81H161ZM174 82V81H173ZM185 82V81H184ZM202 82V81H201ZM103 83V82H102ZM108 83V82H107ZM115 83V82H114ZM155 83V82H154ZM171 83V82H170ZM105 84V83H103ZM173 84V83H172ZM181 84V83H178ZM186 84V83H185ZM101 85V84H100ZM99 85V86H100ZM117 85H119V83H117ZM122 85V84H121ZM167 85V84H166ZM174 85V84H173ZM105 86V85H104ZM161 86V85H160ZM193 86V84H192ZM201 86V85H200ZM204 86V85H203ZM125 87V88H124ZM202 87V86H201ZM104 88V87H103ZM159 88V87H158ZM164 88V87H163ZM166 88V87H165ZM197 88V87H196ZM95 89V88H94ZM102 89V88H101ZM116 89V88H114ZM157 88H155L156 90ZM172 89V88H170ZM202 89V88H201ZM107 90V89H106ZM110 90V89H108ZM112 90V89H111ZM110 90V91H111ZM159 90V89H158ZM191 90V89H190ZM196 90V91H197ZM31 92V94L29 92ZM94 91V90H93ZM97 91V90H95ZM103 91V90H102ZM185 91V90H184ZM105 92V91H104ZM116 92V91H115ZM156 92V91H154ZM153 92V93H154ZM159 92V91H158ZM165 92V91H163ZM110 93V92H109ZM168 93V92H167ZM175 93V91H174ZM180 93V92H179ZM183 93V92H182ZM84 94V92H83ZM100 95V93H98ZM102 94V93H101ZM107 94V93H106ZM155 94V93H154ZM177 94V91H176ZM185 94V93H184ZM112 95V94H111ZM160 95V93H159ZM158 95V97H159ZM173 95V94H172ZM179 96V94H177ZM181 95V93H180ZM183 97V95H181ZM180 96V97H181ZM92 97V96H90ZM96 97V96H95ZM94 97V98H95ZM105 97V96H104ZM103 97V98H104ZM134 97H138V98H134ZM142 97V98H143ZM151 98V95L149 96ZM186 97V98H188ZM146 98V97H145ZM157 98V97H155ZM153 97V99H155ZM185 99V97H183ZM91 99V98H90ZM108 99V98H107ZM110 99V98H109ZM140 99V98H139ZM23 100V101H22ZM94 100V99H91ZM106 100V99H105ZM82 101H84L82 103ZM90 101V100H89ZM137 101V100H136ZM135 101V103H136ZM165 101H167L165 103ZM168 101H175L178 102L180 104V107L176 104H174L173 102L170 103ZM99 102V101H98ZM142 102V101H141ZM140 102V103H141ZM164 102V103H163ZM94 103V102H93ZM113 103V102H112ZM145 103V102H144ZM148 103V102H147ZM21 104V103H20ZM22 104V106H23ZM114 104V103H113ZM138 104V103H137ZM146 104V103H145ZM150 104V103H149ZM106 105V104H105ZM104 105V106H105ZM108 105V104H107ZM112 105V104H111ZM135 105V104H133ZM140 105V104H139ZM138 105V106H139ZM153 105V104H151ZM21 106V107H22ZM88 105H86L87 108ZM110 106V105H109ZM108 106V107H109ZM113 106V105H112ZM181 106L183 108H181ZM239 106L242 108H239ZM17 107L18 110H23V109H19ZM102 107V106H101ZM107 107V106H106ZM105 107V108H106ZM117 107H116V111H117ZM130 107V106H129ZM25 108V105H24ZM92 108V107H91ZM144 108V107H143ZM150 108V107H149ZM152 108V106H151ZM16 109V111H18ZM110 109V108H109ZM108 109V110H109ZM113 109V108H112ZM131 109V108H130ZM243 109V110H244ZM29 110V109H28ZM86 110V109H85ZM101 110V109H100ZM128 110V109H127ZM126 110V111H127ZM143 110V109H142ZM148 110V108H147ZM98 111V108H97ZM112 111V110H111ZM115 111V110H114ZM133 111V110H132ZM247 111L246 115L249 114ZM23 112V111H22ZM95 112V111H94ZM100 112V111H99ZM105 112V111H103ZM102 112V113H103ZM240 112V113H239ZM25 113H28V111ZM24 113V114H25ZM91 113V112H90ZM127 113V112H126ZM125 113V114H126ZM29 114V113H28ZM51 114V113H50ZM52 114H51V118H52ZM104 114V113H103ZM114 114H116L114 112ZM123 114V113H122ZM12 115V116H11ZM22 115V114H21ZM111 115V114H110ZM119 116L118 122H120V116L119 114H116ZM115 115V116H116ZM16 116V115H15ZM114 119H117V118ZM251 116L252 115H248ZM2 117V119H3ZM24 117V116H23ZM28 117V116H27ZM91 117V116H90ZM132 117V116H131ZM247 117V116H246ZM245 117V118H246ZM16 118V117H14ZM31 118V117H30ZM47 118V117H46ZM107 118V117H106ZM135 118V117H134ZM0 117V120H2ZM54 119V118H52ZM51 119V120H52ZM111 118H109L110 120ZM4 120V119H3ZM2 120V121H3ZM14 120V119H13ZM16 120V119H15ZM31 120V119H30ZM90 120L92 121V119L90 118ZM96 120V119H95ZM112 120V119H111ZM110 120V121H111ZM101 121V120H100ZM105 121V120H104ZM115 121V120H114ZM113 121V122H114ZM250 121V122H251ZM4 122L6 123V121L4 120ZM21 122V121H20ZM35 122V120H34ZM37 122V121H36ZM55 122V120H54ZM99 122V121H98ZM97 122V123H98ZM103 122V121H102ZM255 126H254V124ZM2 123V125H4L5 123ZM8 123V122H7ZM16 123V122H15ZM42 123V122H41ZM94 123V122H93ZM104 123V122H103ZM106 124V123H105ZM258 124V125H259ZM34 125V124H33ZM43 125V124H42ZM46 125V124H45ZM94 125V124H93ZM257 125V126H258ZM25 126V125H24ZM28 126V125H26ZM92 126V125H91ZM98 126V125H97ZM260 126V125H259ZM4 127V126H3ZM22 127V126H20ZM38 127V125H37ZM44 127V126H43ZM100 127V126H99ZM105 127V126H103ZM114 127V126H113ZM251 127V128H250ZM262 127V126H260ZM1 124H0V131H1ZM16 128V127H15ZM30 128V127H29ZM36 128V127H34ZM86 128V127H85ZM84 128V129H85ZM98 128V127H97ZM110 128V127H109ZM117 128V127H116ZM20 129V128H19ZM41 129V128H39ZM46 129V128H45ZM83 129V130H84ZM251 129V130H250ZM57 130V131H58ZM86 130V129H85ZM11 131V130H10ZM20 131V130H19ZM37 131V129L35 130ZM40 131V130H39ZM48 131V132H49ZM59 131V132H60ZM99 131V130H98ZM103 131V130H102ZM205 131V130H204ZM211 131V132H212ZM223 131V130H222ZM255 131V132H256ZM75 132L79 133L76 134ZM86 132V131H85ZM84 132V133H85ZM90 132V131H89ZM94 132V131H93ZM107 132V131H106ZM104 132V134L106 133ZM196 132V131H195ZM247 132V133H248ZM41 133V132H40ZM45 133V132H44ZM54 134V131L52 132ZM75 133V134H74ZM110 133H112L110 131ZM206 133V132H205ZM225 133V132H224ZM4 134H6L4 132ZM35 134V133H34ZM38 134V132H37ZM55 134L58 135V133L56 132ZM54 134V135H55ZM83 134V133H82ZM88 134V133H87ZM191 134V135H190ZM196 134V133H195ZM194 134V135H195ZM209 134V133H208ZM246 134V133H245ZM252 134V133H251ZM32 135V134H31ZM53 135V136H54ZM64 135V134H63ZM200 135V134H199ZM216 135V134H215ZM254 135V133H253ZM262 135V134H261ZM103 136V135H102ZM202 136V134H201ZM218 136V135H217ZM60 137V136H58ZM64 137V136H63ZM106 137V136H105ZM104 137V138H105ZM112 137V136H111ZM204 137V136H203ZM216 137V136H215ZM228 137V136H227ZM234 137V136H233ZM244 137V136H243ZM254 137V136H253ZM262 137L264 138V132ZM30 138V137H29ZM34 138V137H32ZM38 138V137H37ZM41 138V137H40ZM62 138V136H61ZM95 138V137H94ZM173 138V139H172ZM195 138V137H193ZM205 138V137H204ZM208 138V137H207ZM235 138V137H234ZM263 143H264V139ZM12 139V138H11ZM20 139V138H19ZM28 139V138H27ZM171 139V140H170ZM176 139V140H177ZM206 139V138H205ZM257 139V138H256ZM255 139V140H256ZM260 139V138H258ZM2 140V139H1ZM0 140V141H1ZM6 140V139H5ZM95 140V141H94ZM105 140V139H104ZM108 140V139H107ZM175 140V139H174ZM198 140V139H197ZM230 140V139H229ZM21 141V140H19ZM23 141V140H22ZM196 141V140H195ZM207 141V140H206ZM214 141V140H213ZM220 141V140H219ZM18 142V141H17ZM24 142V141H23ZM22 142V143H23ZM31 142V141H30ZM176 142V141H175ZM194 142V144H193ZM199 142V141H198ZM209 142V140H208ZM211 142V141H210ZM258 142V141H257ZM256 142V144H257ZM36 143V142H35ZM172 143V142H171ZM213 143V142H212ZM211 143V144H212ZM220 143V142H219ZM249 143V142H248ZM247 143V144H248ZM253 143V142H252ZM261 143V142H260ZM3 144V143H2ZM11 144V142H10ZM198 144V143H197ZM224 144V143H223ZM255 144V145H256ZM262 144V143H261ZM20 145V144H19ZM18 145V146H19ZM24 145V144H23ZM171 145V144H169ZM176 145V144H175ZM231 145V144H230ZM249 145V144H248ZM202 146V145H201ZM233 146V145H232ZM262 146V145H261ZM21 147V146H19ZM27 147V146H26ZM169 147V146H168ZM192 147V148H191ZM219 147V146H218ZM222 147V146H221ZM244 147V146H243ZM259 147V146H258ZM2 148V147H1ZM17 148V147H14ZM24 148V147H23ZM166 148V147H165ZM171 148V147H170ZM225 148V147H224ZM230 148V147H229ZM235 148V146H234ZM240 148V147H239ZM11 149V147H10ZM18 149V148H17ZM26 149V148H25ZM173 149V148H172ZM211 149V148H210ZM233 149V148H232ZM237 149V148H236ZM256 149V148H255ZM122 150V151H121ZM129 150V151H130ZM197 150V149H196ZM252 150V149H250ZM14 151V150H12ZM23 150H21L20 152H22ZM25 151V150H24ZM211 151V150H210ZM226 151V150H225ZM244 151V150H243ZM254 151V149H253ZM167 152V151H166ZM177 152V151H176ZM196 152V151H195ZM198 152V151H197ZM201 152V151H200ZM205 152V151H204ZM220 152V151H219ZM240 152V151H239ZM238 152V153H239ZM256 152V151H255ZM254 152V153H255ZM263 152V151H262ZM18 153V152H17ZM199 153V152H198ZM206 153V152H205ZM242 153V152H241ZM16 154V153H15ZM22 154V153H20ZM44 154V153H43ZM130 154V153H129ZM257 154V153H256ZM264 154V153H261ZM25 155V154H24ZM126 155V154H125ZM132 155V154H131ZM244 155V154H243ZM251 155V154H250ZM1 156V155H0ZM17 156V155H16ZM71 156V157H68ZM108 156V155H107ZM120 156V154H119ZM124 156V155H123ZM135 156V155H134ZM172 156V155H171ZM178 156V155H177ZM201 156V155H200ZM212 156V155H211ZM262 156V155H261ZM2 157V156H1ZM8 157V156H7ZM121 157V156H120ZM204 157V156H203ZM247 157V156H245ZM254 157V156H253ZM257 157V156H256ZM259 157V155H258ZM88 158V159H87ZM119 158V157H117ZM133 158V157H132ZM135 158V157H134ZM161 158H163L161 156ZM177 158V157H176ZM236 158V157H235ZM239 158V157H237ZM264 158V157H263ZM262 158V159H263ZM14 159V158H13ZM26 159V158H25ZM99 159V158H98ZM103 159V158H102ZM112 159V158H111ZM121 159V158H120ZM168 159V158H167ZM215 159V158H214ZM257 159V158H256ZM72 160V159H71ZM125 160V159H124ZM169 160V159H168ZM171 160V159H170ZM227 160V159H226ZM242 160H246V159H242ZM251 160V159H250ZM65 161V162H64ZM73 161V160H72ZM206 161V160H205ZM208 161V160H207ZM91 162V161H90ZM132 162V161H131ZM162 162V161H160ZM173 162V161H171ZM203 162V164H201ZM211 162V161H210ZM216 162V161H215ZM218 162V161H217ZM221 162V161H220ZM233 162V161H231ZM257 162V161H256ZM255 162V163H256ZM74 163V162H72ZM83 163V162H81ZM87 164H89V162H86ZM122 163V162H121ZM139 163V162H138ZM165 163V162H163ZM169 163V162H168ZM177 162H175L176 164ZM206 163V162H205ZM224 163V162H223ZM222 163V164H223ZM237 163V162H236ZM241 163V162H240ZM254 163V164H255ZM258 163V162H257ZM256 163V164H257ZM4 164V163H3ZM9 164V163H8ZM119 164V162H118ZM140 164V163H139ZM142 164V163H141ZM150 164V163H149ZM153 164V163H152ZM162 164V163H161ZM170 164V163H169ZM6 165V164H5ZM90 165V164H89ZM97 165V164H96ZM111 165V164H110ZM121 165V164H120ZM158 165V164H157ZM166 165V164H165ZM173 165V164H172ZM203 165V166H202ZM220 165V163H219ZM228 165V164H227ZM226 165V166H227ZM249 165V164H248ZM247 165V166H248ZM262 165V164H261ZM14 166V165H13ZM36 166V165H35ZM67 166V164H66ZM87 166V165H86ZM135 166V165H134ZM150 166V165H149ZM163 166V165H162ZM167 166V165H166ZM169 166V165H168ZM167 166V168H168ZM232 166V165H231ZM252 166V165H251ZM56 167V166H55ZM68 167V166H67ZM140 167V166H138ZM165 167V166H163ZM170 167V166H169ZM206 167V168H205ZM236 167V166H235ZM256 167V166H255ZM4 168V166H3ZM44 168V166L42 167V169ZM61 167H59L60 169ZM64 168V167H63ZM66 168V167H65ZM101 168V167H100ZM144 168V167H143ZM142 168V169H143ZM217 168V166H216ZM221 168V167H220ZM240 168V167H239ZM260 168V167H259ZM54 169V168H53ZM58 169V168H56ZM58 169V170H59ZM62 169V168H61ZM60 169V170H61ZM87 169V168H86ZM89 169V168H88ZM104 169V168H102ZM141 169V167H140ZM149 169V168H147ZM156 169V168H155ZM154 169V170H155ZM173 169V168H172ZM205 169V170H203ZM222 169V168H221ZM224 169V167H223ZM230 169V168H229ZM244 169V168H243ZM76 170V169H75ZM122 170V169H121ZM153 170V171H154ZM238 170V169H237ZM236 170V171H237ZM256 169H254L255 171ZM55 171V170H53ZM79 171V170H78ZM150 171V170H149ZM153 171H151L153 173ZM164 171V170H163ZM167 171V170H166ZM171 171V169H170ZM250 171V170H249ZM248 171V173H249ZM252 171V169H251ZM250 171V172H251ZM258 171V170H257ZM5 172V171H4ZM24 172V171H23ZM26 172V171H25ZM56 172V171H55ZM64 172V171H63ZM94 172V171H93ZM131 172V171H130ZM143 172V171H142ZM165 172V171H164ZM168 172V171H167ZM206 173L205 175L203 173ZM225 172V171H224ZM244 172V171H243ZM8 173V172H7ZM52 173V172H51ZM70 173V172H69ZM73 173V172H72ZM90 173V172H89ZM173 173V172H171ZM234 173V172H233ZM257 174V172H254ZM42 174V173H41ZM46 174V173H45ZM66 174V173H64ZM77 174V173H76ZM160 174V173H159ZM215 174V173H214ZM238 174V173H237ZM235 174V176L237 175ZM263 174V173H262ZM8 175V174H7ZM43 175V174H42ZM41 175V176H42ZM54 175H56L54 173ZM80 175V174H79ZM130 175V173H129ZM143 175V174H142ZM146 175V174H145ZM144 175V176H145ZM155 175V174H154ZM161 175V174H160ZM171 175V174H170ZM176 175V176H177ZM204 175V176H203ZM213 174H211L212 176ZM219 175V174H218ZM239 175V174H238ZM242 175V174H241ZM250 175V174H249ZM68 176V175H67ZM75 176V175H74ZM95 176V175H94ZM93 176V177H94ZM120 176V175H119ZM140 176V175H139ZM162 176V175H161ZM164 176V175H163ZM210 176V178H211ZM227 176V175H226ZM9 177V176H8ZM27 177V176H26ZM35 178V182H37L36 180H41V177ZM43 177V176H42ZM45 177V176H44ZM60 177V176H59ZM91 177V176H89ZM126 177V176H125ZM157 177V176H156ZM209 177V176H208ZM216 177V175H215ZM231 177V176H230ZM244 177V176H243ZM14 178V177H13ZM32 178V177H31ZM52 178V177H50ZM49 178V179H50ZM64 178V176H63ZM111 178V177H110ZM118 178V177H117ZM147 178V177H146ZM219 178H223L219 177ZM226 178V177H225ZM232 178V177H231ZM230 178V179H231ZM241 179V177H239ZM256 178V177H255ZM259 178V177H258ZM6 179V178H4ZM44 179V178H42ZM55 179V178H54ZM62 179V178H61ZM69 179V178H68ZM74 179V178H73ZM85 179V178H84ZM104 179V178H103ZM106 179V178H105ZM126 179V178H125ZM128 179V177H127ZM217 181L218 179L215 178ZM227 179V178H226ZM245 179V178H244ZM248 179V178H247ZM264 179V176H263ZM47 180V179H46ZM52 180V179H51ZM65 180V179H63ZM135 180V178H134ZM140 180V179H139ZM138 180V181H139ZM146 180V179H145ZM152 180V179H151ZM167 180V179H166ZM259 180V179H258ZM32 181V180H31ZM127 181V180H126ZM129 181V180H128ZM137 181V180H136ZM207 181V180H205ZM209 183L210 180L208 179ZM229 181V180H228ZM240 181V180H239ZM243 181V180H242ZM19 182V181H18ZM17 182V183H18ZM23 182V181H21ZM33 182V181H32ZM33 182V183H35ZM61 182V181H60ZM73 182V181H72ZM97 182V181H96ZM113 182V181H112ZM119 182V181H118ZM132 182V181H131ZM130 182V183H131ZM147 182V180H146ZM216 182V181H215ZM224 182V181H223ZM223 182H220V184H222ZM246 182V181H245ZM260 182V181H259ZM24 183V182H23ZM78 183V182H77ZM98 183V182H97ZM115 183V182H114ZM133 183V182H132ZM131 183V184H132ZM138 183V182H137ZM214 183V182H213ZM217 183V182H216ZM227 183V182H226ZM234 183V182H233ZM250 183V182H249ZM248 183V184H249ZM254 183V182H253ZM257 183V182H256ZM1 184V183H0ZM19 184V183H18ZM53 184V183H52ZM62 184V183H61ZM76 184V183H75ZM80 184V183H79ZM118 184V183H117ZM204 184V185H203ZM212 184V183H211ZM218 184V183H217ZM224 184V183H223ZM22 185V183H21ZM37 185V183H36ZM72 185V184H69ZM81 185V184H80ZM93 185V184H92ZM139 185V184H138ZM137 185V186H138ZM151 185V184H150ZM176 185V184H175ZM209 185V186H208ZM207 187H210L211 185L208 184ZM216 185V184H215ZM243 185V184H242ZM245 185V183H244ZM250 185V184H249ZM259 185V184H258ZM256 185V187L258 186ZM39 186V185H38ZM45 186V185H44ZM43 186V187H44ZM55 186V185H54ZM57 186V184H56ZM61 186V185H59ZM63 186V185H62ZM77 186V184H76ZM79 186V185H78ZM114 187V185H112ZM120 186V185H119ZM140 186V185H139ZM169 186V185H168ZM225 186V185H224ZM223 186V187H224ZM227 186V185H226ZM229 186V185H228ZM240 186V185H239ZM20 187V186H19ZM33 190L35 189V185L33 186ZM52 187V186H51ZM102 187V186H100ZM99 187V188H100ZM116 187V186H115ZM121 187V186H120ZM135 187V186H134ZM143 187V186H142ZM152 187V186H151ZM155 187V186H154ZM165 187V186H164ZM206 187V186H204ZM230 187V186H229ZM17 188V186H16ZM29 188V187H27ZM38 188V187H37ZM41 188V187H40ZM46 188V187H45ZM48 188V187H47ZM50 188V187H49ZM76 188V187H75ZM130 188V187H129ZM146 188V187H145ZM144 188V189H145ZM159 188V187H158ZM174 188V187H173ZM212 188V187H211ZM218 188V186L216 187ZM220 188V187H219ZM240 188V187H239ZM244 188V187H243ZM260 188V187H259ZM264 188V187H263ZM20 189V188H19ZM88 189V188H87ZM101 189V188H100ZM116 189V188H115ZM122 189V188H121ZM119 189V190H121ZM136 189V188H135ZM208 189V188H207ZM231 189V188H230ZM253 189V188H252ZM255 189V188H254ZM262 189V188H260ZM18 190V189H17ZM15 190V191H17ZM22 190V189H21ZM46 190V189H45ZM44 190V191H45ZM86 190V189H85ZM124 190V189H123ZM138 190V189H136ZM161 190V189H159ZM166 190V189H165ZM203 190V189H202ZM210 190V188H209ZM216 190L217 189H213ZM221 190V189H220ZM223 190V189H222ZM228 190V189H227ZM232 190V189H231ZM230 190V191H231ZM240 190V189H239ZM238 190V191H239ZM247 190V189H246ZM245 190V191H246ZM89 191V190H88ZM139 191V190H138ZM162 191V190H161ZM195 191L197 193H195ZM206 191V190H204ZM208 191V190H207ZM236 191V189H235ZM244 191V192H245ZM252 191V190H251ZM255 191V190H254ZM262 191V190H261ZM84 192V191H83ZM100 192V191H99ZM108 192V191H107ZM148 192V191H147ZM157 192V191H156ZM167 192V190L165 191ZM173 192V191H172ZM175 192V191H174ZM214 192V191H213ZM225 192V191H224ZM263 192V191H262ZM38 191L36 194V190H34L33 192L31 191V193L29 194V198L28 200L24 201L23 203H21L20 205H18L17 208H15L13 211L14 213L16 212L19 216L21 215H27V214H33L34 210L36 209L35 207V203L37 202V200L41 197H39L37 199V195H38ZM79 193V192H78ZM97 193V192H96ZM106 193V192H105ZM130 193V192H129ZM133 193V192H132ZM150 193V192H148ZM158 193V192H157ZM161 193V192H160ZM177 193V192H176ZM195 193V195L193 196L192 194ZM202 193V192H201ZM217 193V192H216ZM215 193V195H216ZM222 193V192H221ZM226 193V192H225ZM256 193V192H255ZM3 194V193H2ZM9 194V193H8ZM23 194V193H22ZM40 194V193H39ZM44 194V193H43ZM46 194V193H45ZM53 193H51L52 195ZM59 194V193H58ZM75 194V193H74ZM104 194V193H103ZM112 194V193H111ZM146 194V193H145ZM208 194V193H206ZM227 194V193H226ZM225 194V195H226ZM232 194V193H231ZM247 194V193H246ZM245 194V195H246ZM251 194V193H250ZM66 195V194H65ZM98 195V194H97ZM106 195V194H105ZM104 195V196H105ZM131 195V194H130ZM137 195V193H136ZM135 195V196H136ZM144 195V194H143ZM166 195V194H165ZM173 195V194H172ZM189 195V196H188ZM200 195V194H199ZM202 195V194H201ZM200 195V196H201ZM203 197H205V194L203 193ZM213 195V194H212ZM229 195V194H228ZM227 195V196H228ZM259 195V194H257ZM19 195H17L18 197ZM21 196V195H20ZM50 196V195H49ZM76 196V194H75ZM74 196V197H75ZM84 196V195H83ZM94 196V195H93ZM127 196V195H126ZM134 196V197H135ZM145 196V195H144ZM162 196V195H161ZM170 196V195H169ZM188 196V198H187ZM207 196V195H206ZM214 196V195H213ZM221 196V195H220ZM233 196V195H232ZM237 196V195H236ZM242 196V195H241ZM254 196V195H253ZM256 196V195H255ZM260 196V195H259ZM22 197V196H21ZM24 197V196H23ZM59 197V196H58ZM57 197V198H58ZM66 197V196H65ZM85 197V196H84ZM87 197V196H86ZM124 197V196H123ZM152 197V196H151ZM158 197V196H157ZM202 197V198H203ZM249 197V196H247ZM261 197V196H260ZM3 198V197H2ZM77 198V197H76ZM92 198V197H91ZM96 198V197H95ZM98 198V197H97ZM103 198V197H102ZM101 198V199H102ZM106 198V197H105ZM104 198V199H105ZM128 198V197H127ZM126 198V199H127ZM141 198V195H140ZM166 198V197H165ZM177 198V197H176ZM200 198V197H199ZM231 198V197H230ZM241 198V197H240ZM25 200V197L23 198ZM27 199V198H26ZM62 199V197L60 198ZM111 199V198H110ZM159 199V198H158ZM161 199V198H160ZM191 198H189L188 200H190ZM198 200V198H196ZM194 197V200H196ZM205 199V198H204ZM218 199V198H217ZM224 199V198H223ZM237 199V197H236ZM250 199V198H249ZM261 199V198H260ZM42 200V199H41ZM65 200V199H64ZM81 199H79L80 201ZM83 200V199H82ZM85 200V199H84ZM129 200V199H128ZM133 200V199H131ZM129 200V201H131ZM164 200V199H163ZM179 200V199H178ZM187 200V204H189L190 202ZM194 200L192 199L191 201L194 202ZM202 200V199H201ZM206 200V199H205ZM226 200V199H225ZM230 200V199H229ZM234 200V199H233ZM232 200V201H233ZM22 201V199H21ZM39 201V200H38ZM91 201V200H90ZM102 201V200H101ZM111 201V200H110ZM122 201V200H121ZM127 201V200H126ZM140 201V200H139ZM143 201V200H142ZM149 201V200H148ZM208 201V200H207ZM206 201V202H207ZM210 201V200H209ZM208 201V202H209ZM213 201V200H212ZM222 201V200H221ZM237 201V200H236ZM258 201V200H257ZM264 201V200H263ZM44 202V201H43ZM62 202V201H61ZM71 202V201H69ZM84 202V201H82ZM104 202V201H103ZM138 202V201H137ZM136 202V204H138ZM141 202V201H140ZM189 202V203H188ZM193 202H191V204H193ZM203 202V201H202ZM205 202V203H206ZM216 202V201H215ZM226 202V201H225ZM230 202V201H229ZM245 202V201H243ZM247 202V201H246ZM245 202V203H246ZM39 203V202H37ZM98 203V202H96ZM105 203V202H104ZM111 203V202H110ZM113 203V202H112ZM134 203V202H133ZM132 203V204H133ZM172 203V202H170ZM169 203V204H170ZM174 203V202H173ZM178 203V202H177ZM212 203V202H211ZM227 203V202H226ZM233 203V202H232ZM251 203V201H250ZM249 203V204H250ZM259 203V202H258ZM51 204V203H50ZM66 204V203H65ZM70 204V203H69ZM129 204V203H128ZM144 204V203H143ZM152 204V203H151ZM176 204V203H175ZM200 204V203H199ZM207 204V203H206ZM230 204V203H228ZM236 204V203H234ZM248 204V203H246ZM255 204V203H254ZM58 205V204H57ZM72 205V204H71ZM80 205V204H79ZM85 205V204H84ZM93 205V204H92ZM95 205V204H94ZM97 205V204H96ZM101 205V204H100ZM104 205V204H103ZM114 205V204H113ZM120 205V204H119ZM123 205V204H122ZM127 205V204H126ZM134 205V204H133ZM132 205V206H133ZM142 205V204H141ZM163 205V204H162ZM197 205V204H196ZM203 205V204H202ZM211 205V204H208ZM207 205V206H208ZM264 205V204H263ZM38 206V205H37ZM49 206V205H48ZM52 206V205H51ZM65 206V205H64ZM109 206V205H108ZM116 206V205H115ZM143 206V205H142ZM172 206V205H171ZM178 206V205H175ZM180 206V207H181ZM184 206V207H183ZM195 206V204H194ZM193 206V207H194ZM206 208V205H204ZM219 206V205H217ZM232 206H234L232 204ZM248 206V205H247ZM254 206V205H253ZM67 207V206H66ZM78 207V206H77ZM112 207V206H111ZM123 207V206H122ZM134 207V206H133ZM137 207V206H135ZM140 207V206H139ZM152 207V206H151ZM157 207V206H155ZM160 207V204H159ZM163 207V206H162ZM167 207V206H166ZM179 207V206H178ZM196 207V206H195ZM225 207V206H224ZM262 207V206H261ZM38 208V207H37ZM41 208V207H40ZM39 208V210H40ZM62 208V207H61ZM82 208V207H80ZM119 208V207H118ZM138 208V207H137ZM169 208V207H168ZM173 208V207H172ZM187 208V207H186ZM204 208V209H205ZM212 208V207H211ZM234 209H237L238 207H233ZM256 208V207H255ZM45 209V208H44ZM60 209V208H59ZM63 209V208H62ZM136 209V208H135ZM151 209V208H150ZM175 209V207L173 208ZM177 209V207H176ZM181 209V210H182ZM185 209V208H184ZM203 209V210H204ZM215 209V208H214ZM51 210V209H50ZM55 210V209H54ZM71 210V209H70ZM87 210V209H86ZM93 210V209H92ZM101 210V209H100ZM123 210V209H122ZM126 210V208H125ZM130 210V209H129ZM140 210V209H139ZM142 210V209H141ZM145 210V209H144ZM163 210V209H162ZM161 210V211H162ZM191 210V209H190ZM199 210V209H198ZM209 210V209H208ZM212 210V209H211ZM218 210V209H217ZM220 210V209H219ZM240 210V209H239ZM257 210V209H256ZM45 211V210H44ZM82 211V210H81ZM94 211V210H93ZM113 211V210H112ZM127 211V210H126ZM138 211V210H137ZM155 211V210H154ZM165 211V210H164ZM186 211V210H185ZM189 211V210H188ZM200 211V210H199ZM233 211V210H232ZM242 212V210H240ZM261 211V210H260ZM12 212V211H11ZM142 212V211H141ZM169 212V211H168ZM174 212V210H173ZM172 212V214H173ZM177 212V211H176ZM194 212V210H193ZM201 212V211H200ZM207 212V211H206ZM205 212V214H206ZM226 212V211H224ZM87 213V212H86ZM93 212L91 211V214ZM106 213V211H105ZM131 213V212H130ZM129 213V214H130ZM151 213V211H150ZM153 213V211H152ZM158 213H160L158 211ZM157 213V214H158ZM170 213V212H169ZM202 213V212H201ZM211 213V212H210ZM228 213V212H227ZM230 213V212H229ZM238 213V212H237ZM236 213V214H237ZM13 214V212L11 213ZM16 214V215H17ZM39 214V213H38ZM64 214V213H63ZM69 214V213H68ZM75 214V213H73ZM82 214V213H81ZM104 213H102L103 215ZM107 214V213H106ZM111 214V213H110ZM109 214V215H110ZM127 214V213H126ZM180 214V213H178ZM190 214V213H187ZM195 214V213H194ZM218 214V213H217ZM225 214V213H224ZM235 214V215H236ZM240 214V213H239ZM244 214V213H243ZM248 214V212H247ZM10 211L7 213H1L0 212V225L6 220V218H9L10 216ZM45 215V214H44ZM51 215V214H50ZM76 215V214H75ZM138 215V214H137ZM163 215V214H162ZM171 215V214H170ZM174 215V214H173ZM172 215V216H173ZM186 215V214H184ZM245 215V214H244ZM258 215V214H257ZM261 215V214H260ZM22 216V217H23ZM24 216V217H25ZM32 217V215H29ZM28 216V217H29ZM68 216V215H66ZM83 216V215H82ZM89 216V215H88ZM158 216V215H157ZM180 216V215H179ZM193 216V215H192ZM209 216V215H207ZM217 216V215H216ZM220 216V215H219ZM225 216V215H224ZM237 216V215H236ZM239 216V215H238ZM250 216V215H249ZM252 216V215H251ZM255 216V215H254ZM27 217V216H26ZM61 217V215H60ZM84 217V216H83ZM98 217V216H97ZM115 217V215H114ZM155 217V216H154ZM184 217V216H183ZM215 217V216H214ZM227 217V216H226ZM232 217V216H231ZM229 217V218H231ZM240 217V216H239ZM246 217V216H245ZM244 217V218H245ZM21 218V217H20ZM35 218V217H34ZM38 218V217H36ZM45 218V217H44ZM78 218V217H77ZM138 219V217H136ZM143 218V217H142ZM164 218V217H163ZM170 218V217H168ZM179 218V217H177ZM189 218V216H188ZM219 218V217H218ZM221 218V217H220ZM233 218V217H232ZM236 218V217H235ZM243 218V219H244ZM248 218V217H247ZM263 218V217H262ZM261 218V219H262ZM33 219V218H31ZM40 219V217H39ZM43 218L41 217V220ZM46 219V218H45ZM44 219V220H45ZM56 219V218H55ZM76 219V218H74ZM80 219V218H79ZM85 219V218H84ZM83 219V220H84ZM87 219V218H86ZM100 219V218H99ZM162 219V218H161ZM166 219V217H165ZM181 219V218H180ZM199 219V218H198ZM206 219V218H205ZM209 219V218H208ZM212 219V218H211ZM214 219V218H213ZM216 219V218H215ZM225 219V218H224ZM242 219V218H241ZM252 219V218H251ZM9 220V219H8ZM19 220V219H18ZM40 220V221H41ZM66 220V219H65ZM68 220V219H67ZM97 220V219H96ZM104 220V219H102ZM106 220V219H105ZM136 220V219H135ZM169 220V219H168ZM182 220V219H181ZM184 220V219H183ZM196 220V218H195ZM218 220V219H217ZM229 220V219H228ZM254 220V218H253ZM250 220V221H253ZM260 220V219H259ZM47 221V220H46ZM59 220H57L58 222ZM62 221V220H61ZM70 221V220H69ZM78 221V220H77ZM88 221V220H87ZM132 221V219H131ZM140 221V220H139ZM142 221V220H141ZM170 221V220H169ZM172 221V220H171ZM170 221V224H172ZM209 221V220H207ZM245 221V220H244ZM248 221V219H247ZM256 221V220H255ZM261 221V220H260ZM258 221V222H260ZM6 222V221H5ZM64 222V221H63ZM93 222V221H92ZM107 222V221H106ZM118 222V221H117ZM116 222V223H117ZM125 222V221H124ZM151 222V221H150ZM163 222V221H162ZM176 222V221H175ZM180 222V221H179ZM178 222V223H179ZM182 222V221H181ZM188 222V221H187ZM190 222V221H189ZM195 222V221H194ZM211 222V221H210ZM214 222V221H213ZM227 222V221H226ZM231 222V221H230ZM241 222V221H240ZM246 222V221H245ZM249 222V221H248ZM254 222V221H253ZM28 223V222H27ZM32 223V220L31 222ZM70 223V222H69ZM82 223V222H81ZM105 223V221H104ZM130 223V222H128ZM127 223V224H128ZM137 223V221H136ZM164 223V222H163ZM183 223V222H182ZM193 223V221H192ZM218 223V222H217ZM216 223V224H217ZM234 223V222H233ZM239 222H237L238 224ZM243 223V222H242ZM263 223V222H262ZM24 224V223H22ZM67 224V223H65ZM80 223H78L79 226ZM135 224V222H134ZM142 224V223H140ZM144 224V223H143ZM169 224V225H170ZM174 224V222H173ZM177 224V222L175 223ZM174 224V225H175ZM180 224V223H179ZM191 224V223H190ZM194 224V223H193ZM207 224V223H205ZM214 224V223H213ZM215 224V225H216ZM240 224V223H239ZM246 224V223H245ZM244 224V225H245ZM248 224V223H247ZM246 224V225H247ZM252 224V223H250ZM264 224V223H263ZM3 225V224H2ZM85 225V222H84ZM88 225V224H87ZM87 225L85 227H87ZM109 225V224H108ZM121 225V224H120ZM160 225V224H159ZM167 224V226H169ZM186 225V224H185ZM209 225V224H208ZM218 225V224H217ZM229 225V223H228ZM256 225V224H254ZM13 226V224H12ZM29 226V224H28ZM47 226V225H45ZM43 226V228L45 227ZM97 226V225H96ZM104 226V225H103ZM176 226V225H175ZM182 226V225H180ZM210 226V225H209ZM219 226V225H218ZM224 226V225H223ZM236 226V225H234ZM242 226V225H241ZM241 226H240V230H241ZM251 226V225H250ZM2 227V226H1ZM72 227V226H71ZM81 227V225H80ZM93 227V226H91ZM122 227V226H121ZM127 227V226H125ZM165 227V226H164ZM170 227V226H169ZM174 227V226H173ZM178 227V225H177ZM187 227V226H186ZM196 226H194L195 228ZM220 227V226H219ZM228 227V226H227ZM238 227V226H237ZM252 227V226H251ZM259 228V226H256ZM27 228V227H26ZM37 228V227H36ZM39 228V227H38ZM82 228V227H81ZM88 228V227H87ZM90 228V227H89ZM105 228V226H104ZM123 228V227H122ZM130 228V227H129ZM148 228V227H147ZM161 228V227H160ZM179 228V227H178ZM184 228V225H183ZM190 228V227H189ZM212 228V227H211ZM232 228V227H231ZM239 228V227H238ZM248 228V227H247ZM5 229V228H4ZM21 229V228H20ZM31 229V228H30ZM52 229V228H51ZM78 229V228H76ZM83 229V228H82ZM99 229V228H98ZM101 229V228H100ZM109 229V228H108ZM111 229V228H110ZM113 229V228H112ZM131 229V228H130ZM135 228H133L134 230ZM152 229V228H151ZM168 229V228H167ZM176 229V228H175ZM186 229V228H184ZM193 229V228H192ZM197 229V228H196ZM199 229V228H198ZM205 229V227H204ZM209 229V228H208ZM246 229V228H245ZM253 229V228H252ZM255 229V228H254ZM88 230V229H87ZM97 230V229H96ZM127 230V229H126ZM141 230V229H140ZM160 230V229H158ZM174 230V229H173ZM181 230V227H180ZM212 230V229H211ZM216 230V229H215ZM219 230V229H218ZM235 230V228H234ZM249 230V229H248ZM27 231V230H26ZM104 231V230H103ZM117 231V230H116ZM124 231V230H123ZM130 231V230H129ZM143 231V229L141 230ZM157 231V230H156ZM162 231V230H161ZM164 231V230H163ZM167 231V230H166ZM177 231V230H175ZM194 231V230H193ZM192 231V233H193ZM200 231V230H199ZM228 231V230H227ZM233 231V230H232ZM237 231V230H236ZM243 231V229H242ZM252 231V230H251ZM30 232V231H29ZM35 232V231H34ZM77 232V231H76ZM99 232V231H98ZM128 232V231H127ZM138 233V231H136ZM191 232V231H190ZM206 232V231H203ZM210 232V231H208ZM241 232V231H240ZM246 232V231H245ZM259 232V231H257ZM36 233V232H35ZM42 233V232H41ZM44 233V232H43ZM54 233V232H53ZM97 233V232H96ZM134 233V232H133ZM132 233V234H133ZM162 232H159V234ZM183 233V232H182ZM232 233V232H231ZM234 233V232H233ZM252 233V232H250ZM105 234V233H104ZM152 233H150L151 235ZM176 234V232H175ZM181 234V233H180ZM187 234V233H186ZM191 234V233H190ZM202 234V232H201ZM204 234V233H203ZM226 234V233H225ZM246 234V233H245ZM253 234V233H252ZM2 235V234H1ZM19 235V233H18ZM27 235V234H26ZM34 235V234H33ZM37 235V234H36ZM40 235V233H39ZM38 235V237H40ZM131 235V234H130ZM136 235V234H135ZM149 235V236H150ZM156 235V234H155ZM169 236V231L168 234ZM166 235V236H167ZM178 235V234H177ZM192 235V234H191ZM199 235V234H198ZM229 235V234H228ZM237 235V234H236ZM244 235V234H242ZM7 236H9L7 234ZM43 236V235H42ZM103 236V235H102ZM144 236V235H143ZM148 236V237H149ZM165 236V235H164ZM194 236V235H193ZM216 236V235H214ZM218 236V235H217ZM216 236V237H217ZM238 236V235H237ZM241 236V234H240ZM246 237H248V235H245ZM5 237V236H4ZM10 237V236H9ZM16 237V236H15ZM33 237V236H32ZM134 237V236H133ZM137 237V236H136ZM145 237V236H144ZM143 237V238H144ZM174 237V236H173ZM178 237V236H177ZM182 238V236H180ZM219 237V236H218ZM227 237V236H226ZM235 237V236H234ZM253 237V236H251ZM19 238V237H18ZM28 238V237H27ZM35 238V237H34ZM66 238V237H65ZM175 239H177L176 237H174ZM189 238V237H188ZM244 238V237H243ZM254 238V237H253ZM1 239V238H0ZM44 239V238H41ZM137 239V238H135ZM148 239V238H147ZM164 239V238H163ZM196 239V238H195ZM232 239V238H231ZM247 239V238H246ZM9 240V239H8ZM16 240V239H15ZM166 241H168L167 239H165ZM225 240V239H224ZM233 240V239H232ZM237 240V239H236ZM249 240V239H248ZM40 241V240H39ZM133 241V240H132ZM131 241V242H132ZM171 241V240H170ZM179 241V240H178ZM182 240H180L181 242ZM193 241V240H192ZM195 241V240H194ZM220 241V240H219ZM222 241V240H221ZM235 241V240H234ZM244 241V240H243ZM261 241V240H260ZM8 242V241H7ZM18 242V241H17ZM23 242V241H22ZM71 242V241H70ZM184 242V240H183ZM189 242V240H188ZM187 242V243H188ZM197 242V241H196ZM201 242V241H200ZM206 242V241H205ZM233 242V241H232ZM2 243V241H1ZM33 243V242H32ZM45 243V242H44ZM50 243V242H49ZM140 243V242H139ZM182 243V242H181ZM202 243V242H201ZM229 243V242H228ZM261 243V242H260ZM38 244V243H37ZM48 244V243H47ZM46 244V245H47ZM102 244V243H101ZM128 244V243H127ZM138 244V243H136ZM147 244V243H146ZM161 244V243H160ZM167 244V243H166ZM165 244V246H166ZM192 244V243H191ZM189 244V245H191ZM226 244V243H225ZM236 244V243H235ZM251 244V243H250ZM84 245V244H83ZM87 245V244H86ZM94 245V244H93ZM100 245V244H99ZM142 245V244H141ZM164 245V244H163ZM188 245V247H189ZM193 245V244H192ZM238 245V244H237ZM243 245H246V242L243 243ZM263 245V244H262ZM8 246V245H7ZM10 246V245H9ZM8 246V247H9ZM32 246V244H31ZM85 246V245H84ZM133 246V245H132ZM173 246V245H171ZM179 245H177L178 247ZM186 246V245H185ZM240 246V245H239ZM52 247V246H51ZM95 247V246H94ZM139 247V246H138ZM148 247V246H147ZM170 247V246H169ZM176 247V248H177ZM182 247V246H181ZM242 247V245H241ZM250 247V245H249ZM264 247V246H263ZM37 248V246H36ZM154 248V247H153ZM206 248V247H205ZM208 248V247H207ZM246 247H244L245 249ZM261 248V247H260ZM13 249V248H12ZM134 249V248H133ZM132 249V250H133ZM140 249V248H139ZM166 249V248H165ZM168 249V248H167ZM166 249V250H167ZM171 249V248H170ZM182 249V248H181ZM184 249V247H183ZM215 249V248H214ZM213 249V251H214ZM237 249V248H236ZM243 249V248H242ZM85 250V249H84ZM131 250V251H132ZM136 250V249H135ZM164 250V249H163ZM186 250V249H185ZM204 250V247H203ZM261 250V249H260ZM259 250V251H260ZM264 250V249H263ZM77 251V250H76ZM208 251V250H207ZM243 251V250H242ZM258 251V252H259ZM15 252V251H14ZM106 252V251H105ZM144 252V251H143ZM149 252V251H148ZM205 252V251H204ZM203 252V254H204ZM210 252V251H209ZM228 252V251H227ZM244 252V251H243ZM249 252V251H248ZM1 253V252H0ZM4 253V252H3ZM7 253V252H6ZM46 253V252H45ZM82 253V252H81ZM101 253V252H100ZM127 253V252H126ZM195 253V252H194ZM207 253V252H206ZM205 253V254H206ZM211 253V252H210ZM219 253V252H218ZM241 253V251H240ZM245 253V252H244ZM51 254V253H50ZM147 254V253H146ZM156 254V253H155ZM190 254V252H189ZM212 254V253H211ZM214 254V253H213ZM252 254V253H251ZM11 255V254H10ZM149 255V253H148ZM243 255V253L241 254ZM254 255V254H253ZM257 255V253H256ZM259 255V254H258ZM201 256V255H200ZM211 256V255H210ZM215 256V255H214ZM245 256L247 257L246 253ZM203 257V256H202ZM249 257V254H248ZM258 257V256H257ZM1 258V257H0ZM14 258V257H13ZM235 258V257H234ZM260 258V257H259ZM10 259V257H9ZM134 259V258H133ZM184 259V258H183ZM236 259V258H235ZM234 259V260H235ZM243 259V258H242ZM246 259V258H245ZM248 259V258H247ZM246 259V260H247ZM256 259V258H255ZM122 260V259H121ZM135 260V259H134ZM145 260V259H144ZM201 260V259H200ZM231 260V259H230ZM249 260V259H248ZM257 260V259H256ZM3 261V259H2ZM10 261V260H9ZM226 261V260H225ZM228 261V260H227ZM240 261V260H239ZM243 261V260H242ZM15 262V261H14ZM28 262V261H27ZM138 262V261H136ZM233 262V261H232ZM250 262V261H249ZM256 262V261H254ZM1 263V262H0ZM16 263V262H15ZM21 263V262H20ZM30 263V261H29ZM244 263V262H243ZM251 263V262H250ZM259 263V261H258ZM6 264V263H5ZM11 264V263H10ZM13 264V263H12ZM33 264V263H32ZM179 264V263H178ZM234 264V263H233Z\"/></svg>", "mask_w": 264, "mask_h": 264}]
</instances>
